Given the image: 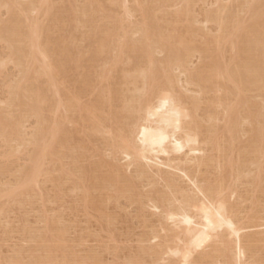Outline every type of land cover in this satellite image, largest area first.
<instances>
[{
	"label": "rangeland",
	"instance_id": "obj_1",
	"mask_svg": "<svg viewBox=\"0 0 264 264\" xmlns=\"http://www.w3.org/2000/svg\"><path fill=\"white\" fill-rule=\"evenodd\" d=\"M8 1L7 0H3V1L1 0V3H0V7H1L0 8V27H2V29H3L4 28L3 26H6V22H9L7 20H10L9 17H11V16H19L20 15L19 16V20H21L22 22L20 21V23H23V24H20L19 28H21V27L25 28L26 25H28V28H29L30 23H31V25H32V23L33 24L37 23L36 22V20H37L39 22V24L37 23L38 24V28H40L42 26L44 29L46 28L47 31H48V38H46V40H44L45 37H47V35H44V31H45V33L47 31H46V29L44 30L42 28L43 29V31H42L43 33H41V28H40V34H41V36H44V37H42V38H44L43 41H45L44 44L46 45V47L48 46L47 47V51L50 48L54 52H56L54 54V52L49 49L50 51L47 52L49 54H47L48 57L45 59L46 60L45 62H46V64L48 62L50 63V60L52 58L53 60H51V63H50L52 65V64H54V58L56 57L54 66L57 67L59 65V69L56 68L55 71L57 69L59 71H57V73H55V76L52 73L51 77L53 75L54 78L52 77L50 79L49 76L45 75L43 72L42 73L40 72L41 71V65L40 64H42L43 62L41 63V61H39L38 63H40V64H36V67L34 66L35 69H33L34 68L33 65H35L36 62L35 63L34 62L31 63L30 60L28 61V58L26 60V58H23L21 56L22 58L20 60L21 61L22 60L26 61V62L24 61V64L26 63V65H27L28 64L27 62H30L29 66L28 65L27 66L29 67V71L33 72L32 75L33 76L34 75L37 76L34 79V77H32L31 73L28 71V67L26 65L22 66V64H23L22 62H21L22 64L18 63V61H19L18 58H20L19 57L20 55L18 56L17 53L14 50V48H15L14 45L15 44H18L17 49H20V46H22L23 44H24L23 45L24 47H27V46H25L26 42L24 41V43H23V40H22L21 41L22 45H21V42L19 40L15 41L17 43H15L14 40H12L14 45L11 46L8 43V41H6V39L3 38L4 37V33L1 32L2 30L0 29L1 30L0 31L1 32L0 33V40H1L0 41V62H1L0 63V114H1L0 115V264H93L94 262H95V264L96 263L97 264H172V263L179 264L178 260L176 258H173L174 260L172 258H169L171 260L167 261L168 258H166L165 256L163 257V253L162 252H163V250L165 248L166 243H168V244H170V242L172 243V238H170L171 241L168 239L169 237L172 236V234H169V233L170 232L173 233L175 231V229L173 228V226H170L171 224L169 222H168V226H167V221L163 220L164 219L163 218L164 215L162 214V212L165 211V209H167V206L168 207H172L171 209L177 208L178 206L182 205V203L184 201V198L186 196H191V195L195 194L194 187H192V184L190 182H188L189 179L196 180L198 185L202 184L201 186H207V185L213 186L212 183L217 184L221 180L222 177H225V179L222 180V181H224V180L225 181L224 182L220 181L219 183L221 184L220 187L222 186L221 188L222 189L224 188V190H222V192L224 194L226 192L228 193L226 195L223 194V196L225 197L226 200H228L227 202H229L228 204L230 206V209L232 210L231 211V215L233 217L235 216V220L237 221V223H239L238 225L240 227H243L244 230H245V231L242 232L244 245L248 246V247H250V245H251V252H249L251 254H249V253L246 254V257H245L243 263L244 264H264V241H263L264 240V236L263 235L262 236H258L259 232L264 230L263 228L258 227V225L263 224L262 221H263V216H264V210H263L264 209V192H263V190H264V175H263L264 172H262L263 174L260 173L261 171L259 172L261 174L259 179H261V180H258V178H257L259 176L258 172H257L258 176L256 175L257 167L258 166L260 167V165H262L264 163V162L263 163L261 162L262 159L264 160V156H263L264 154H262L263 158L261 157V155H258L259 157L256 155L257 158H261V159H257L255 154L252 153V150H251V147H250L252 142L254 141L253 138L256 139L254 137V134H253V128L256 129V127L258 126V122L255 120V118L254 119H253V117L250 118V116L253 114V113H251V111L253 110L252 112H254V110H255L254 107L258 103H259L258 105H261L262 99H263V98H261L262 96L261 97L258 96L259 94L257 92H255V91L253 92L252 90L246 91V92H244V94H242L241 103H239L241 106L240 105L235 106V107L239 108L238 111H237V108H235L236 109L235 113L236 112H237L236 114L239 113L238 114L239 116L237 115L238 117L236 118V122H239L237 124L238 127H236V125H235V128H233V129L236 130V131L232 130V132H231V135L233 133V135L231 136L232 139L229 138L228 142H226V140L228 138L227 135H229V137H230V134L226 135V132H228V131H226V130L224 131V128H223V130L221 129L223 126L226 127V125H224V124L227 123V121L225 122L224 118L227 116L226 115L227 114L226 113L227 112L226 109H228L230 107V106L227 107V105L229 103H230V105L235 103V96L233 95L234 93L232 92V90H230V89H233V85H232V83L230 81H229L230 82L229 83L228 80L226 79L225 73H227V72L224 73V71H227V70L231 71L236 63L237 64L240 63V60H238V56L235 54L236 51L232 47H234V44H236L235 41H237L236 39H237V37L239 35V32L241 31L240 34H243L246 30H249L252 27V24H254V21L252 20V18L250 16V14H251L250 6L251 5H248V4L249 3L251 4L252 2L255 3V0H253V1H251V0H241V1L240 0H224V4H223L222 0H193V1L190 0L189 3H188V6H187V7L190 6L188 9L186 8V6H184L186 4L185 3L186 1L184 2V0H181V3H180V0H169V1L168 0H165V1L164 0H157V1H155V0H148V1H146V0H127L126 1V0H124L123 8H122L121 5L120 6L118 5V7L117 6H113L111 4V0H104V1L103 0L102 1H100V0H95V1L94 0H48L50 2H47V0H45L47 2V5H45L46 2L44 0H42L44 5L42 4L41 0H38L40 3L38 1H36V0H34L36 3L33 2V0L32 1L31 0H16V1L15 0H11L12 2L9 1V3H7ZM92 1H94V2H92ZM159 1H161L162 5H160V3H158ZM162 1H163V3H162ZM133 2H134V4H133ZM37 3H38V5H37ZM92 3H94V5H96V6L100 3V5H98L99 8L97 7L98 9H95V10L93 9L92 10L91 7L96 8V6L94 7V6L91 5ZM139 3L141 5H139ZM236 3H238V4L236 5ZM254 3H252V5ZM6 4L9 5L8 8L6 7ZM21 4H23V5H21ZM230 5H231V7H230ZM10 6H12V7H10ZM84 6H85L86 9L84 8ZM160 6H161V8H160ZM172 6H174V7H172ZM40 7H42V8L40 9ZM148 7H149V9H147ZM224 7L225 8L227 7L226 8L227 10L225 9V11H223ZM247 7L249 8V10L246 13ZM46 8H49V9H46ZM61 8H62V10H61ZM88 8H90L89 10H92V12L91 11L88 12L89 11ZM120 8L123 9L125 13ZM139 8H142V9L140 10ZM153 8H155V9H153ZM126 9H127V11H126ZM133 9H134V11H133ZM184 9H185V11H184ZM242 9L244 10V12H243ZM85 10H88L86 13H91V14L90 15L89 14L85 15L84 14ZM142 10H145L144 13L149 10L148 12L151 13V14L148 13V17L150 18L149 15L152 16L149 19L150 21H152V23L150 21H148V19L145 18V14L141 13ZM177 10H178V13L180 14L179 16H177V14H178ZM179 10H180V12H179ZM182 10H183V12H182ZM231 10H232V12H231ZM9 11H11V12H9ZM67 11H68V13H67ZM228 11L231 12V13L228 14ZM12 12H15V14L12 13ZM49 13L50 14L53 13V14L49 15ZM184 13L185 14L188 13V14L185 15ZM194 13H195V15H194ZM223 13H224V15H223ZM225 13H227L228 19L230 18L229 20L228 19L226 20L227 33L229 32L230 34H235L234 35L235 37L230 35L229 36L230 39L228 38V36L226 38H224V39H221L222 37L220 35H222V31L220 30L219 22L217 21V20L221 19V17H224L226 15ZM232 13H234V14H232ZM35 14H37V15H35ZM64 14H67L68 16L64 15ZM142 14L144 16H142ZM82 15H83V17H81ZM97 15H98L99 18L96 17ZM232 15H233V17H232ZM238 15H239L240 18L238 17ZM100 16H101V19H100ZM185 16H186V18H185ZM209 16H210V18H209ZM34 17H38V18H35L36 19L35 20ZM57 17H59V18H57ZM193 17L196 18V19H194ZM234 17H235V19H234ZM243 17L245 18L244 22L246 23V21H247L248 23H250L249 25H248V23H246V24L242 23L243 19H244ZM11 18H13V17H11ZM152 18H154V19H152ZM164 18L165 19L168 18V19L165 21ZM207 18L209 20L211 19L210 22H209V20ZM232 18H233V20H232ZM247 18H249L250 20L247 19ZM32 19H33V21H32ZM65 19H67L68 21L65 20ZM88 19H89V21H88ZM240 19H242V20H240ZM28 20L29 21L31 20L32 22L29 23ZM239 20L241 22H239V24H238ZM55 21H57L58 23L55 22ZM228 21H229V23H228ZM1 22H2V24H1ZM87 22H90V23L87 24ZM50 23L53 25V27H52V25ZM59 23H60V25H59ZM184 23H185V25H184ZM3 24H5V25H3ZM45 24H46V26H45ZM138 24H140L141 26L138 25ZM142 24H145L147 26L146 29H148V30L151 28L150 26H152V29H153V27H154V29L156 27L157 33H156V30H155V33L159 34V36H161V40H166L164 42L165 44L164 43L162 44V41L161 42L157 41L155 43H150L149 42V48L151 49V52H152L151 56H152L153 60H155V62H157L156 63L157 64L156 68L154 70V71H156V73H155L156 75L154 76V79L155 78H157V80L159 79L158 81L155 80L156 84H157V82H161V81L162 82L158 83V84H162V83H164V81H166L165 80V74H167L169 79H173L174 80V81L171 80V82H170L171 85L166 82L165 84H167L168 86L165 85L164 87L165 88L167 87V89L169 87V90L173 93V95L174 96L177 95L176 98L178 100H180L179 102H180V104L183 107L186 105L184 108L190 113L191 118L193 119V120L191 119L192 121L189 120L190 122L188 121V127L190 128L191 125H192V127L195 126L194 130H197V131H194L193 128L191 127L192 131H194L196 133L199 132L198 133V135H199L198 137H200L199 145L201 144L200 147L203 149L202 150L203 151V154H202L203 157L202 158L205 157V159L203 160L205 162V164L203 163L204 165H201L199 168H197L196 166H194V161L192 163L191 155H190V157L187 156V158L183 154H174V153H171V155L167 156V157L166 156H161V159H162L161 161L166 166V168L165 167L164 168L161 167L160 170L163 173V175H162V173H160L159 175H162L163 177H165V175H166L167 176L166 180H168V182H170V183H168L166 181L168 184H166V182L164 180L165 178L159 176L160 178H162V180H161L158 176L157 177L154 176L153 173H149V171L146 174L145 173L141 174L138 171V169L136 168L137 165L135 166L134 164H132V165L128 166L127 165L128 162H127L126 159H124L125 157L123 156V154H121V151L117 150L118 146L120 144V141H121L120 140V136L124 134V132L122 134V129L124 131L125 128H126V127L123 128V126H128L127 123H129V122H127V120H128L127 117H125L126 114H127V110L130 107H133V108L136 107V104H137L136 98H137V96H139V93L141 92V89H142V86H143L142 80L138 77V73L137 72H139L141 70H144V68L147 67L146 66L147 64L145 65V63H146L145 62L146 61L145 60V55H144L145 47L143 46L144 47L142 49L143 51H139L138 50L139 47L137 46V43H136L137 40L140 37V34L138 33V30H140L142 28V26H143ZM229 24H231V26ZM82 25H83V27H82ZM89 25H90V27H89ZM145 25H144L143 28H145ZM148 25H149V27H148ZM158 25H160V26H158ZM186 25H187V27H186L187 30L184 27ZM235 25H237V30L239 28V32L238 31L235 32L236 31L235 30L236 29ZM242 25H245V26H242ZM63 26H64V29H63ZM131 26H132L133 29L131 28ZM115 27H116V29H115ZM118 27H120V28L122 27L121 29H125L123 33H125V36L128 35L129 38L124 37V39H122L124 35H123V33L121 35V32L119 34L120 30H119ZM242 27L245 28V30H243V32H242V29H243ZM26 28L24 30H21L22 32L19 30L21 32V34H23V31H26V32L28 31ZM58 28H59V30H58ZM78 29H80V30H78ZM112 29L114 31L116 30L115 31L116 33L113 32ZM126 29H127V31H126ZM152 29H150L151 32H153ZM215 29H217V30H215ZM61 30H63V31L61 32ZM92 30H94V31H92ZM111 30H112V32L114 34H112ZM233 30H235V31L231 32ZM83 31H85L84 32V36L85 37L83 36ZM90 31H92L93 35H91ZM166 31H167V33H166ZM170 31H172V33ZM26 32H24V34ZM126 32H127V34H126ZM196 32H197V34H194ZM162 33H163V35H162ZM80 34H81V36H79ZM110 34L112 36H114V35L120 36L121 35L122 38L121 37L118 38L116 36L112 37ZM169 34H170V36H169ZM174 34H175V36H174ZM1 35H2V37H1ZM109 35H110L109 38H111V40L109 39L110 42H109V40H107L108 38H106ZM65 36L68 39H66ZM87 36H89V37H87ZM137 36H138V38H137ZM75 37H76V39H75ZM171 37H172L173 41L171 40ZM219 37H221V38L219 39ZM232 37H233V39H232ZM88 38L89 39L91 38L90 41H89ZM93 39L95 41L92 42ZM100 39L101 40L103 39L105 41V45H104L103 51L101 53H99L98 55H96V53L94 51H96V48L98 47V44H99L98 42L100 41ZM128 39H132V40H128ZM180 39H182L186 43L183 42L182 40H181L182 41L181 42ZM217 39H219V40H217ZM55 40H57V42ZM122 40H124V41H122ZM174 40H176V41H174ZM222 40L224 41L223 43H222ZM71 41H73V42H71ZM107 41H108V43H107ZM112 41H113V43H112ZM120 41L125 42V44L127 43V45H125L123 47H127L128 46L129 48L125 49V48H122V46L120 47V45L118 46V48H121V49L114 48L113 47L114 45H116L115 47H117L118 44H121V45L123 44ZM127 41L128 42L132 41V42L130 44H128ZM133 41L136 44L133 43ZM169 41H170V44H172V45L167 43ZM179 41L181 43H177ZM207 41L209 43H207ZM213 41H214V43H213ZM41 42H42V40H41ZM47 42H49V43L47 44ZM6 43H8V46H7ZM57 43H58V45H57ZM132 43L135 44V47L136 46L138 47V48H135L133 46L135 49H137L141 53V55H140L139 52L138 53L135 52L136 50L135 51L134 50L131 51L133 47H131L130 45ZM160 43H161V45L158 46ZM166 43H167V46H166ZM173 43H174V45H173ZM218 43H220V44L222 43L223 45L225 43H227V45L225 44V46L221 45V47H219ZM232 43H234V44H232ZM64 44H66V45H64ZM69 44H71V45H69ZM95 44H96V46H94ZM156 44L158 46V47H156L157 49H155ZM178 44H180V45H178ZM216 44H217V46H216ZM82 45H83V47H82ZM90 45H91V47H93L92 49H91ZM163 45H165L164 48H166V49L167 48H172L174 46L172 48L173 50H176L178 52L180 50H182L184 52V54H185L183 58H184V61H185L186 64L184 63V66L182 68H179V69H177L176 66H171V68H169V69L165 68L166 71L165 70H161V69H163L165 67V65L163 64V61L166 58V57L162 56L165 53V52L161 51V49H163L162 48ZM63 46H65L66 48L63 47ZM175 46H179V47L176 48ZM108 47H110V49L112 51H110ZM112 47H113L114 50L112 49ZM187 48L190 50L188 56H186V53H185V49H187ZM218 48H221L222 50L218 49ZM66 49L68 50V52L66 51ZM107 49L111 53L109 51H107V53L105 54V51ZM152 49H153V51H152ZM232 49H233V51H231ZM22 50L24 51V49H22ZM126 50H129V51H126ZM201 50L203 51L202 53H201ZM217 50L218 51L221 50L222 52H224V51L225 52L222 53L220 51L221 53L220 52H218V54L215 53L214 54L215 56L211 55V54H213V52H216ZM11 51H13V52H11ZM62 51L64 53V56H62L63 55ZM113 51L115 53L117 51H119L120 53L123 54L122 55L119 52H117V54H116L117 56H115V57L113 56V60H114L116 57L118 59V57H119L118 55H121V57H119L120 58L119 62H112V58H111L112 54L115 55V53H112ZM182 51H180V53H179V54H181V56H182V53H181ZM209 51H211V53ZM50 52H52L51 55H50ZM192 52H193V54H192ZM231 52H232V54H231ZM233 52H234V54H233ZM74 53H75V55H74ZM53 54L55 55V57H54ZM72 54H73L74 57L71 56V60H70L69 58H70V55H72ZM134 54L136 55V57L134 56ZM202 54L207 55V59L211 58L210 61H212V59H213L212 65L208 66L209 63L207 61L205 62V59H206V58H204L205 55L203 56ZM216 54L219 55V57L216 56ZM220 54H222V55H220ZM10 55H12V56H10ZM14 55H16V56H14ZM109 55H111V56H109ZM164 55L166 56V54H164ZM197 55H200V56L197 57ZM208 55H209V57H208ZM233 55H234V59H232ZM50 56H51V58H50ZM58 56H60V58H58ZM103 56H105V58ZM107 56H108L109 59L107 58ZM201 56H203L204 60L201 59L202 58ZM210 56H212L213 58L210 57ZM224 56H226V57H224ZM236 56H237V61L235 59ZM15 57H17V58H15ZM214 57H217V60ZM239 57L242 58V55L241 56L239 55ZM14 58L16 59L15 61H14ZM72 58H74L73 59L74 61L72 60ZM95 58H98L96 61H98V62L101 61V62L100 63L96 62ZM99 58H101V59H99ZM121 58L124 60V62H123V60ZM128 58H129V60H128ZM131 58L134 59L132 61L133 63L136 60V62L134 63L133 67H130V66L133 65L132 62L130 64V61L132 60ZM199 58H200V60H199ZM65 59H69L68 62ZM79 59H82V60H79ZM89 59H92V61L89 60ZM117 59H115V60L117 61ZM59 60H61V61L65 60V62H62V63H64V65H66L67 67L62 65ZM102 60H103V62L105 61L104 63H106V61H107L108 64H110L112 62L111 63L112 66H110L111 64L110 65L103 64ZM139 60H140V62H139ZM161 60H163V61L161 62ZM233 60L236 61V62H233ZM137 61L139 63H141V64H139ZM201 61H202V63H201ZM218 61H220L219 64H218ZM203 62L205 64H203ZM213 62H215V63H213ZM228 62H229V64H227ZM95 63H97V64H95ZM69 64H71V67H69L70 66ZM126 64H127V66H126ZM214 64H216V65L218 64L219 65V70H216V68H215L216 65H214ZM224 64H226V65H224ZM37 65H39V67ZM101 65H104V66H101ZM48 66H50V65H47V67ZM157 66L158 67L163 66V67L158 68ZM211 66H213V67H211ZM222 66H223V68H222ZM226 66H230V67L227 68ZM23 67H27V69H25ZM100 67H103V70ZM174 67L176 69H174ZM184 67H185V69H184ZM172 68H173L174 71L172 70ZM195 68H196V70H195ZM226 68H227V70H226ZM104 69H106V70H104ZM156 69L157 70L160 69V72L157 73ZM186 69H188V70H186ZM60 70L62 71L61 73H60ZM169 70H171V71H169ZM200 70L201 71L203 70L202 73H201ZM215 70L219 74V76H220V74H222V76H221L222 81H221V78H219V80H218V81H220L219 82V85H221L220 87L223 88V87H225V85H228V87H230V89L227 86H226V88H228L230 92L226 88H224V90H222L220 88L221 89L220 90L218 85L217 86L216 85H213V86L210 85L211 87L209 85L208 86L206 85L205 87L201 86L202 88H200V86H198V82L195 83V81L198 80L197 77L200 76V75H198L197 72L200 71L199 74L201 73L202 76H205L207 73H204L205 74L204 75L203 72H208L207 75H209V74L212 75V74H215V72L213 73V71H215ZM55 71H52V72H55ZM210 71H211V73H209ZM222 71H223L224 74L222 73ZM169 72L172 75L169 74ZM181 72H183V73H181ZM185 72L186 73L189 72V73L186 74ZM20 73H22V74H20ZM40 73L44 74V75L42 77H39V75H41ZM58 73H60V75H59L60 77L57 76ZM62 73L63 74L65 73V75L63 76ZM101 73H103V77L101 76L102 75ZM162 73H164L162 75V76H164V79H162L163 78L162 76H159V74H162ZM23 74H25V75H23ZM26 74H28L29 77ZM84 75H86V77ZM24 76H26L27 79L24 78ZM98 76H100V77H98ZM191 76H192V80L194 78L196 80H194L193 82H192V80L190 81L189 79H191ZM193 76H195V77H193ZM30 77H31L32 81H31ZM65 77H66L65 81H63ZM187 77H189V78H187ZM67 78H71L70 79L71 81L69 79H67ZM46 79H47V81L49 80L48 81L49 83H54V85L46 83ZM85 79H87V80H85ZM223 79H224V81H223ZM24 80L27 81V82H25ZM101 81H103V82H101ZM18 82H19V84H18ZM67 82H69V83H67ZM70 82L71 83L73 82L72 85H71ZM174 82L176 83L175 86H174V84H175ZM45 83H46V85L47 84L50 85V87H48V85L46 86ZM81 83H83V84H81ZM222 83L223 84L225 83V84L223 85ZM17 84L19 86L21 85L18 88H21L24 91H19L18 88H17L18 90L16 89V91H14L15 88L17 87L16 86ZM41 84H43V85H41ZM68 84H70V85H68ZM36 85H38V86L36 87ZM63 85H66V86H63ZM172 85H173V87H175V89H173ZM39 86L40 87L43 86V88H40ZM115 86H117V87H115ZM215 86H216V88H215ZM51 87H53V88H51ZM208 87H210L211 89L208 88ZM177 88H180V90L177 89ZM204 88L205 89L208 88L209 90L208 89L205 90ZM8 89H10V90H8ZM44 89L45 90L47 89V90L44 91ZM66 89L69 90V91H67ZM32 90L34 92H39L40 96H41V99H42L39 102V104H38V106H39L38 107L39 115H40V118H41L39 120V122H38V118L34 114L32 115V110L30 108V107H32V102L30 101L29 97L31 96V94L33 92ZM185 90H186V92H185ZM9 91H11V92H9ZM79 91H81V92H79ZM188 91H189V94H188ZM203 91H204V94H203ZM15 92H18V93H15ZM19 92H21V94ZM29 92H30V95H29ZM65 92H66V94H65ZM110 92H111V94H108ZM116 92H117V94H116ZM23 93H25L26 96L23 97L22 96V95H24ZM56 93L57 94L59 93L60 95L59 94L57 95ZM112 93H114V95H112ZM15 94H16V96H15ZM17 94H19V95H17ZM205 94H207V95H205ZM72 96L73 97L76 96V97L72 98ZM119 96H120V98H119ZM21 97L23 98V102H24V99L26 100L25 102H27V103L24 102V106H23V102H21V100H20ZM66 97L68 98V99H66L68 101H66L64 99ZM228 97H230V98H228ZM112 98H113V100L115 102L111 100ZM225 98H227L226 100H228V102H226V100L222 101V99H225ZM97 99H98V101H97ZM45 100L48 103H46ZM57 100H58V102H57ZM69 100H72V102L71 101L69 102ZM242 100L244 102H242ZM11 101H15L14 102L15 104H13V102L11 103ZM49 101H51L52 103L54 101L53 104L51 103V107L50 108H49V105H50ZM64 101H66L65 104H64ZM95 101H96V103H95ZM106 101H108V103ZM245 101H246V103H248V105H253L255 103L254 104L255 106L254 105L252 106L254 109L251 108V106H248V108L246 110L247 104H246V106H245V104H243V103H245ZM260 101H261V103H260ZM18 102L19 103L21 102L22 104L19 105ZM55 102L58 103V108L60 110L58 108H55L57 106V103L55 105ZM75 102L77 103V105L79 103V105H78L79 108L82 107V106L84 108L83 109H79V110L77 109V111H79V112L81 111V113H79V114L75 110V112L78 115H76L75 117H72V118L74 120H76V117H77V121H72V118L70 120V114H71V116L74 114V111H71V110H74V108H76L75 106H77V105H76ZM102 102H104V103H102ZM219 102H221L223 105L221 103H220L221 105L218 104ZM29 104H30V106H28ZM68 104L72 105V107H74V108H71V109L67 110L66 105H68ZM91 104L96 106V108L94 107L96 110L92 111L93 110L92 109L93 106ZM118 104H119V106H118ZM190 104H191L192 107L190 106ZM9 105H10V107H9ZM25 105H26V107H25ZM84 105H86L88 107V109H89V111H88L89 114H85V115L90 116V119H91V120L89 119L90 121H93V120H95L96 122L98 120L101 121V122L100 121L97 122L98 124L100 122V124L98 125V126H100L99 127V131L97 132L98 134L96 132L94 133V131L92 133V128H93V126L91 125L92 122L87 120L89 117L86 118V119L83 118L84 119V120L82 119L83 122H82V120L79 121V116L81 114L84 115L83 112H86L88 110L87 108L85 109L86 106H84ZM106 105H107V107H105ZM110 106H111V108H110ZM215 106H216V108H215ZM233 106H234V104H233ZM53 107L56 109L57 112H55ZM61 107H63V108L61 109ZM101 107H102V109H101ZM22 108L23 109L30 108L28 110H30L31 114L28 112V110H23ZM40 108H41V110H40ZM42 109H45L44 112L46 113V115H45V113H43ZM58 110H59L60 113L58 112ZM82 110H83V112H82ZM105 110L108 111V112H106ZM117 110H118V112H117ZM122 110H123V112H122ZM6 111H8V112H6ZM124 111H125V113H124ZM248 111L250 112L251 115L247 114L248 118H246L247 115H244V114H246V112H248ZM99 112H101V113H99ZM113 112L114 113L116 112L115 114H116V116H119L118 119L120 121L119 120L117 121V117L116 116L114 118L115 114ZM56 113H58V114H56ZM64 113H65V115L70 113V114H68L69 115L68 120H64V119H67L66 118L67 115H66V117H64L65 116ZM224 113H225L226 116H224ZM23 114H24V116H23ZM93 114H94V116H93L94 118L91 116ZM119 114L121 116H123L124 119H123V117L121 118ZM34 116H35V118L37 120L34 118ZM60 116L61 117L63 116L64 119H62ZM101 116L104 117V118H102ZM80 117L82 118V116H80ZM95 117H96V119H98V118L99 119L96 120ZM240 117L241 118H246V120L245 119H241ZM19 118H20L21 121L19 120ZM113 119L114 120L116 119L115 121L117 123H115V121ZM249 119H251L250 122L252 124L251 125L252 128L251 127L249 128V126H250V122L248 121ZM8 120H10L11 122L8 121ZM41 120L42 121L44 120V123H43L44 126L42 125V122L40 123ZM60 120L61 121H65V122L62 123L63 126H65V127H61V132H63L62 128H64V131H67L69 129L68 130L69 132L67 131V132H63L64 134L63 133L62 134H58V135L56 134V136H57L56 138L57 139H54V137L51 138L50 136H52V135H50V134L55 133L56 132L55 129H58V128H56L57 127L56 125H58V127L61 125V124H58L59 122H61ZM7 121L10 122L14 126L12 127L11 124L8 123ZM95 121L93 123H95ZM263 121H264V119H263ZM263 121H262V123H264ZM37 122L39 124H41L42 127H43V128L39 127L40 130L37 127V125H38ZM56 122H58V123L56 124ZM78 122L79 123L82 122V124H78ZM108 122H111V125H109ZM6 123L9 126L6 129L8 133L7 132L5 133V129H4V128H6V126H5V125H7ZM97 123H95V124H97ZM190 123H193L194 125L190 124ZM54 124H56V125H54ZM107 124L109 126H113V127H110L112 129L109 130V128L107 127ZM41 125H38V126H41ZM45 126H47V127L45 128ZM196 126H197V128H196ZM263 126H264V124H263ZM52 127H53V130H51ZM48 128L50 129L48 131V134L50 136L47 137L48 134H45L44 132L47 133ZM65 128H66V130H65ZM41 129L42 130H44V129L46 130V131L44 130L43 135L40 134V132L42 131ZM83 129H84V131H83ZM100 129L104 130V133ZM113 129H114V131L115 130L117 131V134L115 133L116 131L115 132L113 131ZM250 129H251V132H252V133L250 132V134L253 135V136H250V134H248ZM35 130H38V131H35ZM86 130H90V133L93 136L91 134H89V132L86 131ZM107 130H109L111 132V135H110V133ZM132 130H133V128H132ZM239 130H240V132H239ZM262 130H264V129H262ZM58 131L60 132L59 129H58ZM105 131H106V133L108 132L109 135H108V133L105 134ZM235 132L238 133L239 135L238 134L235 135ZM99 133H101V134H99ZM114 133H115V135H117V137L120 134L119 137H118L119 139L117 137H116V139H114L115 138ZM36 134H38V135H36ZM65 134H66V136H65ZM112 134L114 135V138L112 137ZM215 134H216V136H215ZM262 134L264 136V131H263ZM14 135H15V138H14ZM22 135L23 136L25 135L24 136L25 138ZM39 135H41L44 138L42 139L41 136L39 137ZM69 135H70V137H69ZM244 136L252 137V138H250L251 141L248 142L249 138H246ZM263 136L261 137V139L263 138ZM65 137H67V141H64V140H66ZM110 137H112L111 140H110ZM236 137H238V139H236ZM243 137H244V139H243ZM40 138H41V141L45 142V144H44V142L43 143L41 142L40 144H38L40 142ZM102 138H103V140H102ZM36 139L37 140L39 139V142ZM52 139H54V140H52ZM213 139L215 141H213ZM87 140L88 141L90 140L91 142L90 141L88 142ZM200 140H202V141H200ZM210 140H212V145H211ZM239 140H241L240 142H242V143H240ZM243 140H245V141H243ZM35 141L37 142V144H36ZM51 141H53V142L55 141V142L51 143ZM107 141H110L111 143L107 142ZM218 141H219V143H218ZM112 142H114V143H112ZM116 142H117V145H116L117 148H115L116 146L114 145ZM213 142H214V144H213ZM232 142H234L233 143L234 144L233 148L230 145ZM228 143H230V144H228ZM30 144H32V145H30ZM34 144H35V146H34ZM83 144H86V145L88 144V145L86 146V145H83ZM36 145H37V148H36ZM107 145H110L111 147L107 146ZM113 145H114L115 150H113V148H112ZM226 145H229L230 148H232L234 150L229 149V151H228L229 147H227ZM246 145H247L248 148L246 147ZM43 146H45V147H43ZM46 146H47V148H46ZM41 147H43L45 150H43V148H41ZM77 147H78V149H77ZM82 147H84L85 149L82 148ZM215 147H216V149H215ZM33 148H34V150H33ZM39 148H40V150H39ZM223 148L224 149L227 148V149L224 150ZM58 150H60V151H58ZM111 150H113V151H111ZM222 150H224V151L222 152ZM263 150H264V148H263ZM39 151H40V153H39ZM114 151H116V153H114ZM232 151L233 152L235 151L234 154L232 153ZM81 152H83V153H81ZM119 152H120V154H117ZM34 153H38L39 155L34 154ZM50 153H51V155H49ZM34 155L38 156L37 157L38 158L37 165L38 164H40V165L37 166V169H38L37 172H36L37 175H34L35 176L34 179L32 178L35 181V182L31 181L32 183L34 182V184L32 185L31 182L28 183V180L30 179L31 173L33 172V171L31 172V170H33V168H34L33 166H34L35 162L34 163L32 162ZM111 155H112V157H111ZM179 155H181V156H179ZM56 156H58V157L56 158ZM214 156H215V158H214ZM49 158H50L51 161H49ZM60 158H61V160H60ZM227 158H229V159L227 160ZM240 158H241V160H240ZM243 158H245V159H243ZM42 159H43V161H41ZM57 159H59V160L57 161ZM252 159H253V161H252ZM30 160H31V162H30ZM55 160H56V162H55ZM186 160H189V162L186 161ZM232 160H233V162H232ZM60 161H61V163H60ZM208 161H209V164H208ZM228 161H231V163H233L234 165H232L231 167L230 166L227 167L226 163ZM101 162L103 164H101ZM32 163H33V165H32ZM49 163L51 164L50 165L51 167L49 166ZM238 163H239V165H238ZM250 163L252 165L253 164L254 165L252 166ZM257 164H258V166L256 167ZM241 165H243V166H241ZM40 166H43V167H40ZM48 166H49V168H48ZM169 166H170L171 169L169 168ZM222 166H224V167L226 166L225 168L228 169L227 170L228 172L226 171V173H225V171H223V169H225V168L222 167ZM236 166H237V168L240 166L239 167L240 169L239 168L236 169ZM263 166H264V164H263ZM229 167H230L231 171H232V167H233V170H235V171L234 172L233 171L232 172L229 171ZM41 168H43V170ZM221 168H223V169H221ZM39 169L42 172H38ZM49 169L51 171H49ZM62 169H63V171H62ZM65 169H66V171H65ZM196 170H197V173H196ZM24 171H26V172H24ZM183 171H186V173H188L187 176H188L189 179H187L186 177L182 176V172ZM221 171H223V175H221L222 174ZM262 171H264V170H262ZM164 172H169V174L167 175ZM71 173H72V175H71ZM24 174H26V175H24ZM100 174H103L104 176L103 175L100 176ZM106 174H108V175H106ZM65 175H67V176H65ZM249 175H250V177H249ZM254 175H255V177H254ZM24 176H27V177H24ZM51 176H53V177H51ZM98 176H99L100 179H102V177H103L104 180L102 179V181L100 180V182H99V180L97 178ZM106 176H108L111 179H109ZM231 176H232V178L229 179V177H231ZM59 177H62V179L61 178L59 179ZM153 177H156V178H153ZM236 177H238V178H236ZM55 178H57L56 181H55ZM95 178H96L97 182H96ZM69 179H73V180H69ZM200 179H201V181H200ZM252 179L254 181H252ZM108 180H109V182H108ZM153 180H154V182H153ZM234 180H236V181H234ZM71 181H73V182H71ZM78 182H80V183H78ZM102 182H103V184H102ZM125 182H127V183H125ZM171 182H172V185H171ZM254 182H255L254 185L256 187H254V185H252ZM96 183H98V184L95 185ZM173 183L176 185L175 186L176 190H174L175 187H173ZM219 183L217 185H219ZM29 184H31V185H29ZM222 184H225L224 186H227V190H225V187H223ZM228 184H230V185L228 186ZM91 185H93V186H91ZM111 185H113V186H111ZM26 186H27V188H26ZM95 186H97V187H95ZM30 187H31V189H30ZM214 187H216V186H214ZM10 190H12V191H10ZM159 190H160V192H159ZM192 190H194V191H192ZM112 191L114 192V194H113ZM169 191H171V192H169ZM224 191H226V192H224ZM82 192H84V193H82ZM183 192H185V194ZM253 192H255V193L253 194ZM2 193H3V195H2ZM21 193H22V195H21ZM97 193H99V194H97ZM141 194H143L144 196L141 195ZM182 194H184V195H182ZM83 195H85V197ZM150 195H152V196H150ZM180 195H181V197H180ZM230 195H233V196L231 197ZM251 195H252V198L250 197ZM18 196H21V197H18ZM82 196L84 197V199H83ZM145 196L148 197V198H146ZM156 196H157V198H156ZM160 196H162V197H160ZM167 196H168V199H167ZM169 196H170V198H169ZM227 196H228V198H227ZM2 197H4V198H2ZM130 197L132 198L133 201L130 199ZM155 198H156V200L157 199L159 200V201H157L158 205L161 204V203L159 204V202H162L163 205L162 204L161 205H162V207L164 209L161 206H159L160 208L163 209V210L161 209L162 212L160 211V208H159L158 212H157V210L155 211L152 208V204L156 202ZM254 198H255V200H254ZM99 199H100V201H98ZM87 200H88V202H87ZM172 200L174 201L173 204H171ZM250 200H253L254 202L253 201L250 202ZM139 202H140V204H139ZM174 203H175V207H174ZM250 203H252L253 205L250 204ZM255 203H257V204H255ZM95 206L97 208H95ZM258 209H259V211H258ZM250 211H251V213H250ZM257 214H259V215H257ZM254 217H257V218H254ZM157 218L160 220V222H159V220ZM258 219H259V221H258ZM244 221H246V222H244ZM253 225H254V227H253ZM167 232H169L168 235H171V236H167ZM253 234L254 235L258 234V235L257 236H253ZM249 235H252V236H249ZM223 236L225 237V238L222 237L223 238L222 239L223 242L221 240H219V241H221L220 243H218L219 241H216L217 244L215 243L216 245H215L214 251L212 250L214 244H212V245L207 247L209 249L205 248L204 251H202L201 253L199 252L200 254H202V253L204 254L206 252L208 254L211 251H213L210 254H212L214 257H211L212 255H210L209 257H211L212 259H210L209 257L202 258L203 260L200 259L201 261H198L199 262L198 264H208V263L209 264H220L222 262L225 264L226 261H229V260L225 259L227 256L229 257L228 259H230V261L232 260L231 257H233V250H232L233 249V245H232V243L229 242V238L227 237L226 234H223ZM161 238H162V240L164 239L163 242H161L162 241ZM166 238H167V240H166ZM255 239H256V242H255ZM42 240H44V241H42ZM152 240H154V241H152ZM247 240H249V241H247ZM165 241H167V242L164 244ZM245 241L249 242V244L247 242H245ZM41 243H43V244H41ZM160 243H162L163 245L160 244ZM229 243L231 244L232 247L229 246ZM255 243H257V244H255ZM155 244H158V245H155ZM159 244L162 245V246H160ZM221 244H223L222 247L220 246ZM151 245L154 246V247L157 246V248L156 247L155 248L154 247L151 248ZM225 245L226 246L228 245V248H230V249H227V247H225ZM259 245H261V246H259ZM145 247H148V249L151 248L152 251L156 252L157 255H154L155 256L154 257L152 254H155V253H152L151 250H150L151 252L150 251L147 252L146 250H148V249L147 248L145 249ZM158 247L159 248L163 247V248L160 249V251L158 252V250H159ZM253 247H254L255 250L253 249ZM33 248H35L36 250L33 249ZM206 249H207V251H206ZM218 249L220 250L219 252H221L223 250H224V252L223 253H218L217 251H215V250H218ZM225 249H227V250H225ZM51 250H53V251L51 252ZM146 252H147V255H146ZM39 253L41 254V256H40ZM200 254L195 253L193 255V259H194V257H195V259L200 257ZM220 254L222 255L221 256L222 259L220 257ZM229 254L231 255V257H230ZM157 257H159V258H157ZM250 257H252L253 259H251ZM175 259H176V261H175ZM257 259H259L258 262H257ZM161 260H163V261H161ZM255 262H257V263H255Z\"/></svg>",
	"mask_w": 264,
	"mask_h": 264
},
{
	"label": "bare ground",
	"instance_id": "obj_2",
	"mask_svg": "<svg viewBox=\"0 0 264 264\" xmlns=\"http://www.w3.org/2000/svg\"><path fill=\"white\" fill-rule=\"evenodd\" d=\"M3 1V0H2ZM8 1V0H7ZM9 1H11V0H9ZM9 1L7 2V3H9ZM16 1V0H15ZM32 1V0H31ZM36 1H38V0H36ZM45 1V0H44ZM95 1V0H94ZM94 1H92V2H94ZM100 1H102V0H100ZM104 1V0H103ZM127 1V0H126ZM146 1H148V0H146ZM155 1H157V0H155ZM154 1V2H155ZM165 1V0H164ZM169 1V0H168ZM167 1V2H168ZM186 1V2H185ZM189 1L190 0H184V2L186 3L184 6H186V8L188 9L189 7H187L188 6V3H189ZM191 1H193V0H191ZM223 1V4H224V0H222ZM221 1V2H222ZM241 1V0H240ZM251 1H253V0H251ZM12 2V1H11ZM20 2V1H19ZM33 2H35L34 0H33ZM39 2V1H38ZM41 2H42V0H41ZM46 2V1H45ZM47 2H50V1H48L47 0ZM47 2L45 3V5H47ZM201 2V1H200ZM219 2V1H218ZM250 2V1H249ZM0 3H1V0H0ZM36 3V2H35ZM40 3V2H39ZM97 3V2H96ZM101 3V2H100ZM100 3L98 4V5H100ZM104 3V2H103ZM129 3V2H128ZM131 3V2H130ZM158 3H160V5H162L161 4V1H159ZM162 3H163V1H162ZM166 3V2H165ZM180 3H181V0H180ZM192 3V2H191ZM240 3V2H239ZM252 3H254V2H252ZM252 3L250 4H248V5H251L250 6V10H251V14H250V16H251V18H252V20L254 21V24H252V27L249 29V30H246L243 34H240L241 33V31L239 32V28H238V30H237V25L239 24V22H241L240 20H242V19H240L239 21H238V24L237 25H235L236 27V31L235 30H233V31H231V32H239V35H238V37H237V41H235L236 42V44H234V43H232V44H234V47H232L236 52H235V54L238 56V60H240V63H236L235 65H234V67H233V69L231 70V71H229V70H227V68L228 67H230V66H226L227 68H226V70L227 71H224V73L225 72H227V73H225V76H226V79L228 80V82L230 81L231 83H232V85H233V89H230V87H228V85H225V87H220L221 85H219V82L220 81H218L219 80V78H221V76H222V74H220V76H219V74L216 72V70H219V62L220 61H218V64L216 65V64H214V65H216V70L215 71H213V73L215 72V74H212V75H207L208 74V72H203V74L204 73H207L205 76H202V71H201V73L199 74V72H197L198 73V75H200V76H198L197 77V79L198 80H196L195 78L192 80V76H191V79H189L190 81L192 80V82L194 81V80H196L195 81V83L196 82H198V86H200V88H202L201 86H213V85H218L219 86V89L221 88L222 90H224V88H226V86L230 89V90H232V92L234 93L233 95L235 96V103H233L234 104V106H233V104H231L230 105V103L227 105V107H229L228 109H226V115H225V113H224V116H226L224 119H225V122L227 121V123H223L224 125H226V127H222L221 129L223 130V128H224V131L226 130V131H228V132H226V135L227 134H230V137H229V135H227L228 136V138H227V140H226V142H228V140H229V138H231V136L233 135V133H232V135H231V132H232V130H234L233 128H235V125H236V127H238V123L239 122H236V118L239 116L238 114H236L235 113V108H237V107H235V106H237V105H240L239 103H241V96H242V94H244V92H246V91H250V90H252L253 92L255 91V92H257L258 94V96H262L261 98H263L262 99V103H261V101H260V103H261V105H254L255 107V110H254V112H252L251 111V113H253L252 115L250 114V110L248 111V112H246V114H244V115H247V114H250L251 116H250V118L251 117H253V119L255 118V120L258 122V126L256 127L255 125V127H256V129H254L253 128V134H254V137L256 138V139H254L253 138V142H252V144H251V150H252V153L253 154H255V156L257 155H261V157H262V154H264V150H263V148H264V136H263V131L264 130H262V129H264V126H263V124L264 123H262V121H263V119H264V0H255V3L252 5ZM5 4V3H4ZM33 4V3H32ZM42 4L44 5V3L42 2ZM53 4V3H52ZM51 4V5H52ZM84 4V3H83ZM88 4V3H87ZM111 4L113 5V6H117L118 7V5L120 6H122V8H123V5H124V0H111ZM133 4H134V2H133ZM193 4V3H192ZM222 4V3H221ZM227 4V3H226ZM238 3H236V5H237ZM8 4H6V7L8 8L9 7V5L7 6ZM11 5V4H10ZM21 5H23V4H21ZM36 5V4H35ZM37 5H38V3H37ZM92 6H96V5H94V3H92L91 4ZM98 5L96 6V8H93V7H91V9L93 10H95V9H98L99 7H98ZM103 5V4H102ZM139 5H141L140 3H139ZM138 5V6H139ZM195 5V4H194ZM88 6V5H87ZM126 6V5H125ZM3 7V6H2ZM10 7H12V6H10ZM27 7V6H26ZM36 7V6H35ZM47 7V6H46ZM73 7V6H72ZM80 7V6H79ZM98 7V8H97ZM107 7V6H106ZM133 7V6H132ZM172 7H174V6H172ZM183 7V6H182ZM230 7H231V5H230ZM242 7V6H241ZM249 7V6H248ZM247 7V9H246V13L248 12V10H249V8ZM1 8V7H0ZM37 8V7H36ZM42 7H40V9H41ZM53 8V7H52ZM56 8V7H55ZM84 8H85V6H84ZM129 8V7H128ZM160 8H161V6H160ZM178 8V7H177ZM185 8V9H186ZM217 8V7H216ZM227 8V7H226ZM225 7H224V9H223V11H225V9H226ZM233 8V7H232ZM46 9H49V8H46ZM51 9V8H50ZM78 9V8H77ZM86 9V8H85ZM90 8H88V10H89ZM115 9V8H114ZM121 9V8H120ZM125 9V8H124ZM138 9V8H137ZM140 10L142 9V8H139ZM147 9H149V7L147 8ZM153 9H155V8H153ZM159 9V8H158ZM165 9V8H164ZM185 9H184V11H185ZM186 9V10H187ZM229 9V8H228ZM234 9V8H233ZM38 10V9H37ZM60 10V9H59ZM61 10H62V8H61ZM64 10V9H63ZM71 10V9H70ZM79 10V9H78ZM88 10H85V12H84V14L86 15H90L91 13H86ZM92 10H89L88 12H92ZM105 10V9H104ZM103 10V11H104ZM123 12H124V10L123 9H121ZM129 10V9H128ZM191 10V9H190ZM227 10V9H226ZM243 10V9H242ZM41 11V10H40ZM77 11V10H76ZM83 11V10H82ZM126 11H127V9H126ZM133 11H134V9H133ZM143 11V12H142ZM141 11V13H143V14H145V18L146 19H148V21H150L149 19L152 17L151 15H149L150 16V18L148 17V11L147 12H145L144 13V11L145 10H142ZM152 11V10H151ZM219 11V10H218ZM238 11V10H237ZM9 12H11V11H9ZM25 12V11H24ZM29 12V11H28ZM49 12V11H48ZM71 12V11H70ZM69 12V13H70ZM94 12V11H93ZM174 12V11H173ZM179 12H180V10H179ZM182 12H183V10H182ZM231 12H232V10H231ZM231 12H229L228 11V14L229 13H231ZM235 12V11H234ZM241 12V11H240ZM243 12H244V10H243ZM12 13H14L15 14V12H12ZM27 13V12H26ZM61 13V12H60ZM67 13H68V11H67ZM79 13V12H78ZM120 13V12H119ZM125 13V12H124ZM177 13H178V10H177ZM176 13V14H177ZM193 13V12H192ZM10 14V13H9ZM17 14V13H16ZM38 14V13H37ZM37 14H35V15H37ZM53 14V13H52ZM52 14H50L49 13V15H52ZM57 14V13H56ZM77 14V13H76ZM75 14V15H76ZM106 14V13H105ZM121 14V13H120ZM142 14V16H144ZM147 14V15H146ZM149 14H151V13H149ZM185 14V13H184ZM183 14V15H184ZM188 13H186L185 15H187ZM226 15L224 16V17H221V19H219V20H217L218 22H219V28H220V30L222 31V35H220L221 37H219V39L221 38V39H224V38H226L227 36H228V38L230 39V35H232V36H234L235 34H230L229 32L227 33V27H226V20L228 19V17H227V13H225ZM232 14H234V13H232ZM13 15V14H12ZM19 15V14H18ZM24 15V14H23ZM55 15V14H54ZM60 15V14H59ZM64 15H67V14H64ZM141 15V14H140ZM153 15V14H152ZM180 14L178 13L177 14V16H179ZM194 15H195V13H194ZM223 15H224V13H223ZM11 16V15H10ZM20 16V15H19ZM19 16H11V17H13V18H11V17H9V19L10 20H7V21H9V22H6V26H3L4 28L2 29V27H0V29L2 30H0L1 32H3L4 33V37L3 38H5L6 39V41H8V43L11 45V46H13L14 44H13V41L12 40H14V42L15 41H17V40H19L20 42L23 40V43H24V41L26 42V44H25V46H27V47H24L23 45H22V42H21V45L23 46H20V49H17V47H18V44H15L14 45V50H15V52L17 53V55L20 57V58H18L19 59V61H18V63L20 64L21 62L24 64V61L22 60H20L22 57L23 58H26V60H27V58H28V61L30 60V62L31 63H35V65H33V67L35 66L36 67V64H40V63H38L39 61H41V63L42 64H40L41 65V73L43 72L45 75H47V76H49L50 77V79L53 77L54 78V76H55V73H57V71H59L58 69H59V65L56 67V66H54V64H55V59H56V57H55V53L56 52H54L52 49H50V50H52L53 52H54V64H50L51 63V60H53L52 58H51V56H50V58H51V60H50V63L48 62L47 64H46V58L48 57V55L47 54H49V53H47V52H49L50 50L48 49V51H47V47H46V45L44 44V42L45 41H43V39L44 38H42V37H44V36H41V34H40V28H41V33H43L42 31H43V27L41 26L40 28H38V24H39V22L35 19V18H38V17H34V19L36 20V22L38 23H32V25H31V23L30 22H32L33 21V19H32V21L30 20H28L29 21V23H30V26H29V28H28V25H24L25 26V28L28 30L27 32L26 31H23V34H21V30H24L25 28H19L20 27V24H23V23H20V21L21 20H19ZM61 16V15H60ZM68 16V15H67ZM70 16V15H69ZM78 16V15H77ZM93 16V15H92ZM105 16V15H104ZM122 16V15H121ZM124 16V15H123ZM159 16V15H158ZM171 16V15H170ZM208 16V15H207ZM241 16V15H240ZM247 16V15H246ZM7 17V16H6ZM31 17V16H30ZM80 17V16H79ZM81 17H83V15L81 16ZM85 17V16H84ZM96 17H98V15L96 16ZM140 17V16H139ZM148 17V18H147ZM154 17V16H153ZM182 17V16H181ZM230 17V16H229ZM232 17H233V15H232ZM238 17H239V15H238ZM237 17V18H238ZM23 18V17H22ZM41 18V17H40ZM49 18V17H48ZM57 18H59V17H57ZM71 18V17H70ZM95 18V17H94ZM99 18V17H98ZM106 18V17H105ZM144 18V17H143ZM144 18V19H145ZM173 18V17H172ZM185 18H186V16H185ZM194 18V17H193ZM209 18H210V16H209ZM212 18V17H211ZM240 18V17H239ZM242 18V17H241ZM244 18V17H243ZM8 19V18H7ZM30 19V18H29ZM54 19V18H53ZM68 19V18H67ZM67 19H65V20H67ZM93 19V18H92ZM91 19V20H92ZM100 19H101V16H100ZM128 19V18H127ZM152 19H154V18H152ZM162 19V18H161ZM165 19V18H164ZM168 19V18H167ZM167 19H165V21L167 20ZM194 19H196V18H194ZM208 19V18H207ZM215 19V18H214ZM217 19V18H216ZM230 19V18H229ZM228 19V20H229ZM234 19H235V17H234ZM247 19H249V18H247ZM26 20V19H25ZM34 20V21H35ZM46 20V19H45ZM140 20V19H139ZM163 20V19H162ZM178 20V19H177ZM209 20V19H208ZM211 20V19H210ZM210 20H209V22H210ZM232 20H233V18H232ZM244 20H245V18L243 19V22L242 23H244V24H246V23H248L247 21H246V23L244 22ZM250 20V19H249ZM43 21V20H42ZM68 21V20H67ZM88 21H89V19H88ZM94 21V20H93ZM96 21V20H95ZM109 21V20H108ZM120 21V20H119ZM147 21V20H146ZM147 21V22H148ZM172 21V20H171ZM3 22V21H2ZM2 22H1V24H2ZM22 22V21H21ZM26 22V21H25ZM24 22V23H25ZM55 22H57V21H55ZM70 22V21H69ZM139 22V21H138ZM142 22V21H141ZM151 23H152V21H150ZM156 22V21H155ZM170 22V21H169ZM187 22V21H186ZM231 22V21H230ZM4 23V22H3ZM58 23V22H57ZM74 23V22H73ZM88 23H90V22H87V24ZM93 23V22H92ZM91 23V24H92ZM131 23V22H130ZM133 23V22H132ZM149 23V22H148ZM147 23V24H148ZM159 23V22H158ZM166 23V22H165ZM176 23V22H175ZM191 23V22H190ZM228 23H229V21H228ZM28 24V23H27ZM51 24V23H50ZM83 24V23H82ZM104 24V23H103ZM141 24V23H140ZM140 24H138V25H140ZM146 24V23H145ZM145 24H142L143 26H142V28L140 29V30H138V33L140 34V37H139V39L137 40V46L139 47H135V42L133 41V43H135V44H131L130 46L131 47H135V48H138V50L139 51H143L142 49L145 47V49H144V55H145V65L147 66L146 68H144V70H141V71H139V72H137L138 73V77L142 80V84H143V86H142V89H141V92L139 93V96H137V98H136V102H137V104H136V107L135 108H133V107H130L128 110H127V114H126V116L125 117H127V122H129V123H127L128 124V126H123V128L124 127H126L125 128V130L123 131V129H122V134H123V132H124V134L123 135H121L120 136V144H119V146H118V149L117 150H119V151H121V154H123V156L125 157L124 159H126L127 160V165L128 166H130V165H132V164H134L135 166H136V168L138 169V171L141 173V174H143V173H148V171H149V173H153V175L154 176H161V177H163L162 175H163V173L161 172V170H160V168L161 167H165L166 168V166L162 163V159H161V156H170L171 155V153H174V154H183L186 158H187V156H189L190 157V155H191V157H192V163H193V161H194V166H196L197 168H199L201 165H204L205 164V162L203 161L204 159H205V157L204 158H202L203 157V149L200 147L201 146V144L199 145V139H200V137H198L199 135H198V133L199 132H194V131H197V130H194V127H192V125H191V127L193 128V130L194 131H192V129H191V127L189 128L188 127V121L189 120H191L192 118H191V115H190V113L180 104V100H178L177 98H176V96H174L173 95V93L169 90V87H168V89H167V87L165 88L164 86L165 85H167V84H165L166 82L168 83V84H170L171 85V80L172 81H174L173 79H169L168 78V76H167V74H165V80L166 81H164V83H162V84H158V83H161V82H157V84H156V81L155 80H157V78H155L154 79V76L156 75L155 73H156V71H154L155 70V68H156V63L157 62H155V60H153V58H152V52H151V49L149 48V42L150 43H155V42H161L162 41V44L166 41V40H161V36H159V34H156L157 33V30H156V27H155V29H154V27H153V29H152V26H150L151 28L150 29H152V31L153 32H151L150 31V29L148 30V29H146L147 28V26L145 25ZM172 24V23H171ZM212 24V23H211ZM214 24V23H213ZM236 24V23H235ZM250 23H248V25H249ZM3 25H5V24H3ZM52 25V24H51ZM59 25H60V23H59ZM68 25V24H67ZM73 25V24H72ZM144 25H145V28H143L144 27ZM184 25H185V23H184ZM230 26H231V24H229ZM228 25V26H229ZM234 25V24H233ZM232 25V26H233ZM2 26V25H1ZM45 26H46V24H45ZM58 26V25H57ZM66 26V25H65ZM92 26V25H91ZM141 26V25H140ZM158 26H160V25H158ZM190 26V25H189ZM242 26H245V25H242ZM52 27H53V25H52ZM82 27H83V25H82ZM89 27H90V25H89ZM100 27V26H99ZM112 27V26H111ZM148 27H149V25H148ZM185 28L187 27V25L186 26H184ZM234 27V26H233ZM247 27V26H246ZM43 28V29H42ZM48 28V27H47ZM87 28V27H86ZM95 28V27H94ZM102 28V27H101ZM104 28V27H103ZM108 28V27H107ZM119 28V34H120V32H121V35H122V33L124 32V30L125 29H121L120 27H118ZM117 28V29H118ZM131 28H132V26H131ZM163 28V27H162ZM170 28V27H169ZM183 28V27H182ZM229 28V27H228ZM232 28V27H231ZM243 28V27H242ZM248 28V27H247ZM46 29V28H45ZM44 29V30H45ZM63 29H64V26H63ZM111 29V28H110ZM114 29V28H113ZM112 29V30H113ZM115 29H116V27H115ZM133 29V28H132ZM168 29V28H167ZM184 29V28H183ZM233 29V28H232ZM21 32H20V31ZM52 30V29H51ZM56 30V29H55ZM58 30H59V28H58ZM78 30H80V29H78ZM89 30V29H88ZM91 30V29H90ZM109 30V29H108ZM112 30H111V32H112ZM137 30V29H136ZM155 30H156V33H155ZM176 30V29H175ZM186 30H187V28H186ZM215 30H217V29H215ZM243 30H245V28H243L242 29V32H243ZM46 31H47V29H46ZM57 31V30H56ZM63 30H61V32H62ZM92 31H94V30H92ZM92 31H90V33H91V35H93V33H92ZM96 31V30H95ZM104 31V30H103ZM116 31V30H115ZM114 30H113V32H115ZM126 31H127V29H126ZM161 31V30H160ZM169 31V30H168ZM0 32V33H1ZM24 32H26L25 34H24ZM84 32L85 31H83V36H84ZM112 32V34H114ZM134 32V31H133ZM159 32V31H158ZM171 33H172V31H170ZM47 33V34H46ZM45 33V31H44V35H47V37H45V39L44 40H46V38H48V31ZM88 33V32H87ZM99 33V32H98ZM116 33V32H115ZM118 33V32H117ZM160 33V32H159ZM166 33H167V31H166ZM182 33V32H181ZM82 34V33H81ZM81 34L79 35V36H81ZM89 34V33H88ZM95 34V33H94ZM126 34H127V32H126ZM183 34V33H182ZM194 34H197V32L196 33H194ZM237 34V33H236ZM43 35V34H42ZM50 35V34H49ZM90 35V34H89ZM90 35V36H91ZM96 35V34H95ZM94 35V36H95ZM111 35V34H110ZM110 35L108 36V37H106V38H108L107 40H111V38H109L110 37ZM121 35L120 36H116V35H114V36H116V37H121ZM123 38L122 39H124V37H127V38H129L128 37V35H126L125 36V33H123ZM134 35V34H133ZM162 35H163V33H162ZM179 35V34H178ZM205 35V34H204ZM225 35V36H224ZM41 36V37H40ZM53 36V35H52ZM59 36V35H58ZM57 36V37H58ZM62 36V35H61ZM70 36V35H69ZM112 36V35H111ZM114 36H112V37H114ZM131 36V35H130ZM169 36H170V34H169ZM174 36H175V34H174ZM177 36V35H176ZM209 36V35H208ZM1 37H2V35H1ZM66 37V36H65ZM64 37V38H65ZM85 37V36H84ZM87 37H89V36H87ZM105 37V36H104ZM103 37V38H104ZM115 37V38H116ZM173 37V36H172ZM172 37H171V40L173 41V39H172ZM216 37V36H215ZM235 37V36H234ZM41 38V39H40ZM50 38V37H49ZM60 38V37H59ZM71 38V37H70ZM69 38V39H70ZM73 38V37H72ZM95 38V37H94ZM99 38V37H98ZM126 38V39H127ZM133 38V37H132ZM136 38V37H135ZM137 38H138V36H137ZM176 38V37H175ZM66 39H68L67 37H66ZM75 39H76V37H75ZM89 39V38H88ZM91 39V38H90ZM90 39H89V41H90ZM105 39V38H104ZM219 39H217V40H219ZM232 39H233V37H232ZM41 40H42V42H41ZM65 40V39H64ZM72 40V39H71ZM85 40V39H84ZM83 40V41H84ZM87 40V39H86ZM110 40H109V42H110ZM114 40V39H113ZM128 40H132V39H128ZM182 39H180V41H181ZM202 40V39H201ZM200 40V41H201ZM206 40V39H205ZM216 40V41H217ZM1 41V40H0ZM52 41V40H51ZM56 42H57V40H55ZM93 41H95L94 39L92 40V42ZM122 41H124V40H122ZM122 41H120V42H122ZM136 41V40H135ZM171 41V42H172ZM174 41H176V40H174ZM177 42V43H181V42ZM53 42V41H52ZM71 42H73V41H71ZM98 42V41H97ZM119 42V43H120ZM128 42V41H127ZM132 41H130V42H128V44H130ZM183 42H185V41H183ZM224 41L222 40V43H223ZM227 42V41H226ZM8 43H6L7 44V46H8ZM15 43H17V42H15ZM49 42H47V44H48ZM55 43V42H54ZM59 43V42H58ZM58 43H57V45H58ZM99 44H98V47L96 48V51H94L95 53H96V55H98L99 53H101L102 51H103V48H104V45H105V41L102 39H100V41L98 42ZM107 43H108V41H107ZM112 43H113V41H112ZM123 44L121 45V44H118L117 45V47H115L116 45H114L113 47L114 48H116V49H121V48H118V46L120 45V47L122 46V48H125V49H127V48H129L128 46L127 47H123V46H125V45H127V43L125 44V42H122ZM168 44H170V41L169 42H167ZM167 43H166V46H167ZM186 43V42H185ZM207 43H209L208 41H207ZM213 43H214V41H213ZM220 44V43H218V46L219 47H221V45H223V44ZM5 44V43H4ZM61 44V43H60ZM68 44V43H67ZM91 44V43H90ZM117 44V43H116ZM165 44V43H164ZM176 44V43H175ZM195 44V43H194ZM220 44V45H219ZM226 45H227V43H225ZM225 44L223 45V46H225ZM63 45V44H62ZM64 45H66V44H64ZM69 45H71V44H69ZM161 45V43L158 45V46H160ZM170 45H172V44H170ZM173 45H174V43H173ZM178 45H180V44H178ZM208 45V44H207ZM10 46V47H11ZM51 46V45H50ZM56 46V45H55ZM61 46V45H60ZM94 46H96V44L94 45ZM112 46V45H111ZM144 46V47H143ZM155 46V45H154ZM157 46V44H156V46H155V49H157L156 47H158ZM164 46L165 45H163V49H161V51L162 52H165L164 54H166V56L163 54L162 56H164V57H166L165 58V60L163 61V60H161V62L163 61V64L165 65V67L163 68V69H161V70H165L166 71V69L165 68H171V66H176L177 67V69H179V68H182L183 66H184V63H185V61H184V52L182 51V50H180V51H182L181 53H182V56H181V54H179L180 53V51L178 52V51H176V50H173L172 48L174 47H172V48H164ZM204 46V45H203ZM213 46V45H212ZM215 46V45H214ZM216 46H217V44H216ZM230 46V45H229ZM22 47V48H21ZM54 47V46H53ZM63 47H65V46H63ZM62 47V48H63ZM82 47H83V45H82ZM90 47H91V45H90ZM89 47V48H90ZM113 47H112V49H113ZM133 47V48H134ZM176 48H178L179 46H175ZM190 47V46H189ZM27 48V49H26ZM52 48V47H51ZM56 48V47H55ZM66 48V47H65ZM64 48V49H65ZM88 48V49H89ZM93 47H91V49H92ZM109 48V50L110 51H112L111 49H110V47H108ZM132 48V50L131 51H135V52H139L137 49H133ZM154 48V47H153ZM160 48V47H159ZM182 48V47H181ZM195 48V47H194ZM203 48V47H202ZM22 49H24V51L22 50ZM26 49V50H25ZM57 49V48H56ZM69 49V48H68ZM124 49V50H125ZM217 49V48H216ZM218 49H221V48H218ZM233 49L231 50V51H233ZM55 50V49H54ZM61 50V49H60ZM108 49L105 51V54L107 53V51H109ZM114 50V49H113ZM204 50V49H203ZM208 50V49H207ZM210 50V49H209ZM222 50V49H221ZM220 50V51H221ZM66 51L68 52V50L66 49ZM65 51V52H66ZM88 51V50H87ZM109 51V52H110ZM116 51V50H115ZM126 51H129V50H126ZM130 51V52H131ZM152 51H153V49H152ZM220 51H216V52H213V54H211V55H214L215 53H217L218 54V52H220ZM11 52H13V51H11ZM76 52V51H75ZM86 52V51H85ZM117 52H119V51H117ZM117 52L115 53L114 51L112 52V53H115V55L114 54H112V62H119L120 60V58L119 57H121V55H118L119 57H118V59H117V57L115 58V59H117V61L114 59L113 60V56L115 57V56H117L116 54H117ZM157 52V51H156ZM189 52H190V50L187 48V49H185V53H186V56H188V54H189ZM194 52V51H193ZM193 52H192V54H193ZM198 52V51H197ZM203 51L201 50V53H202ZM210 53H211V51H209ZM222 52V51H221ZM220 52V53H221ZM225 52V51H224ZM224 52H222V53H224ZM89 53V52H88ZM94 53V54H95ZM111 53V52H110ZM109 53V54H110ZM120 53V52H119ZM118 53V54H119ZM128 53V52H127ZM136 53V54H137ZM140 53V52H139ZM143 53V52H142ZM206 53V52H205ZM209 53V54H210ZM52 54V52H50V55ZM62 56H64V53H63V51H62ZM68 54V53H67ZM83 54V53H82ZM91 54V53H90ZM120 54H122V53H120ZM125 54V53H124ZM216 54V56H218L219 57V55H217ZM231 54H232V52H231ZM233 54H234V52H233ZM74 55H75V53H74ZM104 55V54H103ZM108 55V54H107ZM123 55V54H122ZM133 55V54H132ZM140 55H141V53H140ZM203 56L205 55V54H202ZM220 55H222V54H220ZM239 55L241 56L242 55V58H240L239 57ZM10 56H12V55H10ZM14 56H16V55H14ZM13 56V57H14ZM22 56V57H21ZM61 56V55H60ZM60 56H58V58H60ZM61 56V57H62ZM71 56H73V54L72 55H70V60H71ZM93 56V55H92ZM100 56V55H99ZM109 56H111V55H109ZM134 56L136 57V55L134 54ZM155 56V55H154ZM161 56V57H162ZM185 56V57H186ZM198 56H200V55H197V57ZM203 56H201L200 58L202 59V60H204L203 59ZM206 56V57H205ZM204 56V58H206L205 59V62L207 61L209 64H208V66H210V65H212V61H213V59H212V61H210L211 60V58L210 59H207V55H205ZM215 56V55H214ZM237 56L235 57V59H236V61H237ZM53 57V56H52ZM67 57V56H66ZM74 57V56H73ZM76 57V56H75ZM104 58H105V56H103ZM138 57V56H137ZM163 57V58H164ZM208 57H209V55H208ZM210 57H212V56H210ZM223 57V56H222ZM221 57V58H222ZM224 57H226V56H224ZM15 58H17V57H15ZM14 58V61L16 60ZM90 58V57H89ZM107 58H108V56H107ZM106 58V59H107ZM110 58V59H111ZM130 58V57H129ZM129 58H128V60H129ZM183 58V59H182ZM188 58V57H187ZM200 58H199V60H200ZM213 58V57H212ZM216 60H217V57H214ZM240 58V59H239ZM69 59H65V60H67V62H68V60ZM74 58H72V60H73ZM98 58H95V61L97 60ZM99 59H101V58H99ZM109 59V58H108ZM107 59V60H108ZM122 59V58H121ZM132 60L130 61V64H131V62L134 60L133 58H131ZM142 59V58H141ZM219 59V58H218ZM232 59H234V55L232 56ZM231 59V60H232ZM11 60V59H10ZM48 60V59H47ZM65 60H63V61H61V60H59L60 62H61V64L62 65H64V63H62V62H65ZM76 60V59H75ZM79 60H82V59H79ZM89 60H91L92 61V59H89ZM123 60V59H122ZM187 60V59H186ZM209 60V61H208ZM215 60V61H216ZM220 60V59H219ZM74 61V60H73ZM110 61V60H109ZM159 61V60H158ZM223 61V60H222ZM236 61H234L233 60V62H236ZM12 62V61H11ZM10 62V63H11ZM26 62V61H25ZM30 62H27L28 64V66H29V64H30ZM94 62V61H93ZM96 62H98V61H96ZM101 62V61H100ZM100 62H98V63H100ZM102 62H103V60H102ZM105 62V61H104ZM103 62V64H108V62L106 61V63H104ZM111 62V61H110ZM111 62V63H112ZM123 62H124V60H123ZM136 62V60L134 61V63ZM138 62V61H137ZM139 62H140V60H139ZM138 62V63H139ZM144 62V61H143ZM211 62V63H210ZM230 62V61H229ZM229 62L227 63V64H229ZM1 63V62H0ZM3 63V62H2ZM17 63V62H16ZM17 63V64H18ZM21 63V64H22ZM53 63V62H52ZM75 63V62H74ZM77 63V62H76ZM110 63V64H111ZM126 63V62H125ZM128 63V62H127ZM133 63V62H132ZM134 63H133V65L132 66H130V67H133L134 66ZM198 63V62H197ZM201 63H202V61H201ZM213 63H215V62H213ZM224 63V62H223ZM13 64V63H12ZM22 64V66H25L26 65V63L23 65ZM59 64V63H58ZM95 64H97V63H95ZM110 64H108V65H110ZM119 64V63H118ZM139 64H141V63H139ZM186 64V63H185ZM203 64H205L204 62H203ZM207 64V63H206ZM234 64V63H233ZM26 65V66H27ZM46 67H45V66ZM47 65H50V66H48L47 67ZM70 66L69 67H71V64H69ZM94 65V64H93ZM144 65V66H145ZM163 65V66H164ZM224 65H226V64H224ZM21 66V67H22ZM27 66V67H28ZM38 67H39V65H37ZM64 66H66V65H64ZM73 66V65H72ZM75 66V65H74ZM79 66V65H78ZM77 66V67H78ZM87 66V65H86ZM101 66H104V65H101ZM110 66H112V64L110 65ZM126 66H127V64H126ZM163 66H161V67H163ZM206 66V65H205ZM17 67V66H16ZM27 67H23V68H25V69H27ZM32 67V68H33ZM35 67L33 68V69H35ZM67 67V66H66ZM158 67V66H157ZM161 67H158V68H161ZM189 67V66H188ZM211 67H213V66H211ZM18 68V67H17ZM56 68H58L56 71H55V69ZM64 68V67H63ZM87 68V67H86ZM102 70H103V67H100ZM108 68V67H107ZM113 68V67H112ZM201 68V67H200ZM209 68V67H208ZM207 68V69H208ZM214 68V69H215ZM222 68H223V66H222ZM24 69V70H25ZM62 69V68H61ZM74 69V68H73ZM92 69V68H91ZM99 69V68H98ZM111 69V68H110ZM116 69V68H115ZM139 69V68H138ZM174 69H176L175 67H174ZM184 69H185V67H184ZM230 69V68H229ZM40 70V69H39ZM63 70V69H62ZM77 70V69H76ZM104 70H106V69H104ZM109 70V69H108ZM130 70V69H129ZM140 70V69H139ZM157 70V69H156ZM172 70H173V68H172ZM183 70V69H182ZM186 70H188V69H186ZM195 70H196V68H195ZM198 70V69H197ZM28 71H29V67H28ZM34 71V70H33ZM36 71V70H35ZM52 71H55V72H52ZM67 71V70H66ZM91 71V70H90ZM122 71V70H121ZM132 71V70H131ZM169 71H171V70H169ZM174 71V70H173ZM229 71V72H228ZM25 72V71H24ZM23 72V73H24ZM30 72V71H29ZM28 72V73H29ZM62 71L60 70V73H61ZM64 72V71H63ZM101 72V71H100ZM158 72H160V69H158L157 70V73ZM164 72V71H163ZM179 72V71H178ZM190 72V71H189ZM189 72H185L186 74H188ZM220 72V71H219ZM31 73V75H32V71L30 72ZM29 73V74H30ZM40 73V74H41ZM53 73V75H52V77H51V74ZM60 73H58V75L57 76H59L60 75ZM168 73V72H167ZM176 73V72H175ZM181 73H183V72H181ZM209 73H211V71L209 72ZM222 73H223V71H222ZM223 73V74H224ZM20 74H22V73H20ZM39 74V73H38ZM44 74H41V75H39V77H42ZM68 74V73H67ZM102 75V77H103V73H101ZM164 73H162V74H159V76H162ZM169 74H171L170 72H169ZM168 74V75H169ZM23 75H25V74H23ZM26 75H28V74H26ZM62 75L64 76L65 75V73L63 74L62 73ZM72 75V74H71ZM96 75V74H95ZM98 75V74H97ZM172 75V74H171ZM174 75V74H173ZM191 75V74H190ZM193 75V74H192ZM195 75V74H194ZM85 77H86V75H84ZM89 76V75H88ZM170 76V75H169ZM184 76V75H183ZM188 76V75H187ZM196 76V75H195ZM195 76H193V77H195ZM224 76V77H225ZM21 77V76H20ZM28 77H29V75H28ZM32 77H34V79H35V77H37V76H33L32 75ZM60 77V76H59ZM96 77V76H95ZM98 77H100V76H98ZM137 77V78H138ZM163 78L162 79H164V76H162ZM223 77V78H224ZM24 78H26L27 79V77L26 76H24ZM62 78V77H61ZM93 78V77H92ZM115 78V77H114ZM113 78V79H114ZM135 78V77H134ZM187 78H189V77H187ZM30 79H31V77H30ZM37 79V78H36ZM49 79V78H48ZM59 79V78H58ZM65 79H66V77L64 78V80L63 81H65ZM67 79H71V78H67ZM180 79V78H179ZM225 79V78H224ZM224 79H223V81H224ZM60 80V79H59ZM74 80V79H73ZM79 80V79H78ZM85 80H87V79H85ZM97 80V79H96ZM99 80V79H98ZM137 80V79H136ZM159 80V79H158ZM157 80V81H158ZM25 81V80H24ZM31 81H32V79H31ZM41 81V80H40ZM49 81V80H48ZM47 81V79H46V83H49ZM71 81V80H70ZM80 81V80H79ZM95 81V80H94ZM114 81V80H113ZM120 81V80H119ZM118 81V82H119ZM221 81H222V78H221ZM25 82H27V81H25ZM29 82V81H28ZM53 82V81H52ZM60 82V81H59ZM76 82V81H75ZM98 82V81H97ZM101 82H103V81H101ZM100 82V83H101ZM117 82V81H116ZM136 82V81H135ZM178 82V81H177ZM180 82V81H179ZM229 82V83H230ZM32 83V82H31ZM30 83V84H31ZM46 83H45V85H46ZM58 83V82H57ZM67 83H69V82H67ZM71 83V82H70ZM73 83V82H72ZM72 83H71V85H72ZM85 83V82H84ZM89 83V82H88ZM91 83V82H90ZM99 83V84H100ZM175 83V82H174ZM227 83V82H226ZM18 84H19V82H18ZM16 85L17 87L15 88V90L14 91H16V89L18 88V87H20L19 85ZM21 84V83H20ZM23 84V83H22ZM28 84V83H27ZM34 84V83H33ZM49 84H53L54 85V83H49ZM60 84V83H59ZM81 84H83V83H81ZM120 84V83H119ZM139 84V83H138ZM180 84V83H179ZM191 84V83H190ZM223 84V83H222ZM225 84V83H224ZM223 84V85H224ZM14 85V84H13ZM41 85H43V84H41ZM48 85V84H47ZM46 85V86H47ZM52 85V86H53ZM62 85V84H61ZM68 85H70V84H68ZM74 85V84H73ZM76 85V84H75ZM112 85V84H111ZM116 85V84H115ZM176 85V83L174 84V86ZM38 85H36V87H37ZM45 86V87H46ZM63 86H66V85H63ZM77 86V85H76ZM120 86V85H119ZM133 86V85H132ZM168 86V85H167ZM210 86V87H211ZM216 86H215V88H216ZM40 87V86H39ZM38 87V88H39ZM48 87H50V85H48ZM47 87V88H48ZM55 87V86H54ZM90 87V86H89ZM109 87V86H108ZM115 87H117V86H115ZM171 87V86H170ZM172 87H173V85H172ZM210 87H208V88H210ZM23 88V87H22ZM26 88V87H25ZM37 88V89H38ZM40 88H43V86L42 87H40ZM51 88H53V87H51ZM59 88V87H58ZM57 88V89H58ZM86 88V87H85ZM112 88V87H111ZM195 88V87H194ZM207 88V89H208ZM228 88H226V89H228ZM19 89V91H24V90H22L21 88H18ZM17 89V90H18ZM27 89V88H26ZM30 89V88H29ZM36 89V90H37ZM63 89V88H62ZM78 89V88H77ZM76 89V90H77ZM82 89V88H81ZM89 89V88H88ZM167 89V90H166ZM172 89V88H171ZM173 89H175V87H173ZM177 89H179L180 90V88H177ZM205 89V88H204ZM203 89V90H204ZM207 89H205V90H207ZM211 89V88H210ZM220 89V90H221ZM229 89H228V91H229ZM8 90H10V89H8ZM39 90V89H38ZM47 90V89H46ZM45 89H44V91H46ZM56 90V89H55ZM67 90V89H66ZM75 90V89H74ZM86 90V89H85ZM113 90V89H112ZM169 90V91H168ZM202 90V89H201ZM209 90V89H208ZM219 90V91H220ZM12 91V90H11ZM11 91H9V92H11ZM33 91V90H32ZM31 91V92H32ZM57 91V90H56ZM67 91H69V90H67ZM83 91V90H82ZM101 91V90H100ZM200 91V90H199ZM218 91V90H217ZM48 92V91H47ZM55 92V91H54ZM53 92V93H54ZM62 92V91H61ZM76 92V91H75ZM78 92V91H77ZM79 92H81V91H79ZM102 92V91H101ZM185 92H186V90H185ZM195 92V91H194ZM215 92V91H214ZM230 92V91H229ZM231 92V93H232ZM15 93H18V92H15ZM20 94H21V92H19ZM71 93V92H70ZM132 93V92H131ZM130 93V94H131ZM181 93V92H180ZM201 93V92H200ZM212 93V92H211ZM24 95H22L23 97L24 96H26L25 95V93H23ZM27 94V93H26ZM57 94V93H56ZM59 94V93H58ZM57 94V95H58ZM65 94H66V92H65ZM77 94V93H76ZM84 94V93H83ZM108 94H111V92L110 93H108ZM116 94H117V92H116ZM188 94H189V91H188ZM187 94V95H188ZM203 94H204V91H203ZM228 94V93H227ZM11 95V94H10ZM17 95H19V94H17ZM29 95H30V92H29ZM60 95V94H59ZM112 95H114V93H112ZM121 95V94H120ZM194 95V94H193ZM205 95H207V94H205ZM222 95V94H221ZM255 95V94H254ZM253 95V96H254ZM8 96V95H7ZM15 96H16V94H15ZM55 96V95H54ZM69 96V95H68ZM67 96V97H68ZM78 96V95H77ZM130 96V95H129ZM128 96V97H129ZM133 96V95H132ZM232 96V95H231ZM248 96V95H247ZM64 98L65 100L66 99H68V98ZM74 97H76V96H74ZM73 96H72V98H74ZM97 97V96H96ZM95 97V98H96ZM153 97V98H152ZM181 97V96H180ZM219 97V96H218ZM227 97V96H226ZM246 97V96H245ZM251 97V96H250ZM30 98V101L32 102V107H30L31 108V110H32V115L34 114L37 118H38V122H39V120L41 119L40 118V115H39V109H38V104H39V102L42 100L41 99V96H40V93L39 92H32V94H31V96L29 97ZM43 98V97H42ZM52 98V97H51ZM98 98V97H97ZM116 98V97H115ZM119 98H120V96H119ZM130 98V97H129ZM195 98V97H194ZM228 98H230V97H228ZM248 98V97H247ZM7 99V98H6ZM13 99V98H12ZM57 99V98H56ZM108 99V98H107ZM126 99V98H125ZM131 99V98H130ZM190 99V98H189ZM218 99V98H217ZM227 98H225V99H222V101L223 100H226ZM232 99V98H231ZM9 100V99H8ZM21 102H23V98L21 97ZM96 100V99H95ZM100 100V99H99ZM112 101H114L113 100V98L111 99ZM245 100V99H244ZM249 100V99H248ZM26 100L24 99V102H25ZM66 101H68V100H66ZM66 101H64V104L66 103ZM72 102V100H69V102ZM74 101V100H73ZM76 101V100H75ZM97 101H98V99H97ZM111 101V102H112ZM230 101V100H229ZM233 101V100H232ZM13 102V104H15L14 102L15 101H11V103ZM19 103V105L20 104H22V103ZM24 102H23V106H24ZM45 102H46V100H45ZM50 103V105H49V108L51 107V101H49ZM57 102H58V100H57ZM57 102H55V105H56V103ZM107 103H108V101H106ZM115 102V101H114ZM118 102V101H117ZM216 102V101H215ZM226 102H228V100H226ZM242 102H244L243 100H242ZM6 103V102H5ZM25 103H27V102H25ZM46 103H48V102H46ZM53 103H54V101H53ZM52 103V104H53ZM76 103V102H75ZM92 103V102H91ZM94 103V102H93ZM95 103H96V101H95ZM102 103H104V102H102ZM113 103V102H112ZM221 102H219L218 104H220ZM31 104V103H30ZM30 104L28 105V106H30ZM44 104V103H43ZM62 104V103H61ZM63 104V105H64ZM196 104V103H195ZM199 104V103H198ZM216 104V103H215ZM222 104V103H221ZM220 104V105H221ZM243 104H245V106H246V104H247V106H246V110H247V108H248V106H251V108H253L252 106L253 105H248V103H246V101H245V103H243ZM62 105V106H63ZM74 105V104H73ZM76 105H77V103H76ZM78 105H79V103H78ZM78 105L77 106H75L76 108H74V107H72V105H66V108H67V110L68 109H71V108H74V110H71V111H74V116L72 115L71 116V114L70 113H68V114H70V120H71V118L72 117H75L76 115H78L79 113H81V111L79 112V111H77V109L79 110V109H83L84 107L82 106V107H78ZM92 105V104H91ZM110 105V104H109ZM115 105V104H114ZM194 105V104H193ZM219 105V106H220ZM223 105V104H222ZM13 106V105H12ZM22 106V107H23ZM81 106V105H80ZM84 106H86V105H84ZM93 107H92V111H94V110H96L95 108H96V106H94V105H92ZM116 106V105H115ZM118 106H119V104H118ZM134 106V105H133ZM190 106H191V104H190ZM241 106V105H240ZM239 106V107H240ZM9 107H10V105H9ZM14 107V106H13ZM12 107V108H13ZM25 107H26V105H25ZM95 107V108H94ZM100 107V106H99ZM105 107H107V105L105 106ZM117 107V106H116ZM192 107V106H191ZM226 107V108H227ZM8 108V107H7ZM30 108H28V109H30ZM47 108V107H46ZM54 108V107H53ZM55 108H58V103H57V106L55 107ZM54 108V110H55V112H57L56 111V109ZM63 107H61V109H62ZM88 109V107L86 106L85 107V109ZM110 108H111V106H110ZM215 108H216V106H215ZM223 108V107H222ZM242 108V107H241ZM253 108V109H254ZM23 109V108H22ZM27 108L26 109H23V110H28ZM52 109V108H51ZM59 109V108H58ZM101 109H102V107H101ZM192 109V108H191ZM221 109V108H220ZM238 109L239 108H237V111H238ZM250 109V108H249ZM3 110V109H2ZM40 110H41V108H40ZM44 110L45 109H42V111H43V113H45L44 112ZM48 110V109H47ZM60 110V109H59ZM59 110H58V112H59ZM75 110L77 111V113L75 112ZM99 110V109H98ZM110 110V109H109ZM223 110V109H222ZM241 110V109H240ZM11 111V110H10ZM15 111V110H14ZM70 111V110H69ZM89 109L86 111V112H83V110H82V112L84 113V115L85 114H89ZM106 111V110H105ZM120 111V110H119ZM225 111V110H224ZM244 111V110H243ZM6 112H8V111H6ZM28 112L31 114V112H30V110H28ZM52 112V111H51ZM65 112V111H64ZM106 112H108V111H106ZM111 112V111H110ZM117 112H118V110H117ZM122 112H123V110H122ZM121 112V113H122ZM191 112V111H190ZM208 112V111H207ZM11 113V112H10ZM20 113V112H19ZM26 113V112H25ZM60 113V112H59ZM63 113V112H62ZM67 113V112H66ZM99 113H101V112H99ZM114 113V112H113ZM116 113V112H115ZM114 113V114H115ZM124 113H125V111H124ZM221 113V112H220ZM29 114V115H30ZM41 114V113H40ZM55 114V113H54ZM56 114H58V113H56ZM68 114H66L67 115V117H66V115H65V113H64V117H66L67 119H64V117L62 116H60L62 119H64V120H68V117H69V115ZM104 114V113H103ZM108 114V113H107ZM113 114V115H114ZM123 114V113H122ZM1 115V114H0ZM42 115V114H41ZM45 115H46V113H45ZM53 115V114H52ZM80 115V116H82V118L79 116V121H81L83 118H88L87 120L88 121H90L91 119H90V116H88V115ZM96 115V114H95ZM120 115V114H119ZM125 115V114H124ZM209 115V114H208ZM207 115V116H208ZM213 115V114H212ZM238 115V116H237ZM13 116V115H12ZM23 116H24V114H23ZM28 116V115H27ZM31 116V115H30ZM35 116H34V118H35ZM87 116V117H86ZM92 117L94 116V114L93 115H91ZM115 116H116V114L114 115V118H115ZM198 116V115H197ZM22 117V116H21ZM97 117V116H96ZM96 117H95V119H96ZM102 117V116H101ZM113 117V116H112ZM117 117V121L119 120L118 118H119V116H116ZM120 117L122 118L123 116H121L120 115ZM242 117V116H241ZM240 117V118H241ZM245 117V116H244ZM3 118V117H2ZM81 118V119H80ZM94 118V117H93ZM92 118V119H93ZM102 118H104V117H102ZM106 118V117H105ZM120 118V119H121ZM198 118V117H197ZM223 118V117H222ZM227 118V119H226ZM246 118H248V115H247V117ZM246 118H241V119H245L246 120ZM263 118V119H262ZM36 119V118H35ZM56 119V118H55ZM58 119V118H57ZM90 119V120H89ZM99 119V118H98ZM98 119H96V120H98ZM112 119V118H111ZM123 119H124V117H123ZM195 119V118H194ZM252 119V120H253ZM262 119V120H261ZM11 120V119H10ZM10 120H8V121H10ZM14 120V119H13ZM12 120V121H13ZM18 120V119H17ZM19 120H20V118H19ZM37 120V119H36ZM69 120V121H70ZM84 120V119H83ZM83 120H82V122H83ZM102 120V119H101ZM114 120V119H113ZM116 120V119H115ZM114 120V121H115ZM126 120V119H125ZM193 120V119H192ZM191 120V121H192ZM250 120L251 119H249L248 121L250 122ZM7 121V122H8ZM21 121V120H20ZM54 121V120H53ZM61 121V120H60ZM68 121V122H69ZM72 121H77V117H76V120H74L73 118H72ZM95 120H93V121H90V122H92V126H93V128H92V133H93V131H94V133L96 132H98L99 131V127L100 126H98L99 124H100V120H98V121H100L99 122V124L95 121V123H97V124H95V123H93ZM106 121V120H105ZM112 121V120H111ZM113 121V122H114ZM120 121V120H119ZM197 121V120H196ZM220 121V120H219ZM11 122V121H10ZM10 122H8V123H10ZM37 122V124L38 125H41V124H39ZM42 122V125L44 126V120L42 121H40V123ZM59 122V121H58ZM58 122H56V124L58 123ZM63 122H65V121H61V122H59L58 124H61L59 127H58V125H56V124H54V125H56L57 127L56 128H58L59 130H60V132H61V127H65V126H63ZM82 122L81 123H79L78 122V124H82ZM126 122V121H125ZM190 122V121H189ZM195 122V121H194ZM216 122V121H215ZM218 122V121H217ZM256 122V123H257ZM264 122V121H263ZM3 123V122H2ZM47 123V122H46ZM70 123V122H69ZM75 123V122H74ZM109 123V125H111V122H108ZM115 123H117L116 121H115ZM203 123V122H202ZM206 123V122H205ZM220 123V122H219ZM218 123V124H219ZM7 124V123H6ZM11 124V123H10ZM17 124V123H16ZM85 124V123H84ZM83 124V125H84ZM126 124V123H125ZM190 124H193V123H190ZM200 124V123H199ZM208 124V123H207ZM216 124V123H215ZM247 124V123H246ZM249 124V123H248ZM2 125V124H1ZM37 125V127H38V129H39V127H41V128H43L42 127V125L41 126H38ZM49 125V124H48ZM47 125V126H48ZM90 125V124H89ZM108 124H107V127L109 128V130L110 129H112V128H110V127H113V126H109ZM194 125V124H193ZM251 122H250V126H249V128L251 127ZM6 126V128H4L5 129V133L7 132V128L9 127L8 126V124L7 125H5ZM11 126L13 127L14 125H12L11 124ZM10 126V127H11ZM47 126H45V128L47 127ZM50 126V125H49ZM120 126V125H119ZM190 126V125H189ZM247 126V127H248ZM4 127V126H3ZM55 127V126H54ZM82 127V126H81ZM89 127V126H88ZM116 127V126H115ZM244 127V126H243ZM2 128V127H1ZM102 128V127H101ZM117 128V127H116ZM132 128H133V130H132ZM196 128H197V126H196ZM199 128V127H198ZM208 128V127H207ZM226 128V129H225ZM252 128V127H251ZM15 129V128H14ZM58 129H55V131L57 132H55V133H52V134H50V135H52V136H50L49 134H48V131L50 130L49 128H48V130H47V133L46 132H44V130H42L41 132H40V134H42L43 135V132L45 133V134H48L47 135V137L48 136H50L51 138H53L54 137V139H57L56 137V134L58 135V134H62L63 132H67V131H64V128H62L63 129V132H59L58 131ZM105 129V128H104ZM215 129V128H214ZM220 129V128H219ZM237 129V128H236ZM241 129V128H240ZM3 130V129H2ZM13 130V129H12ZM40 130V129H39ZM51 130H53V127H52V129ZM65 130H66V128H65ZM82 130V129H81ZM101 131H103V133H104V130H102V129H100ZM106 130V129H105ZM109 130H107L109 133H110V135H111V132L109 131ZM119 130V129H118ZM246 130V129H245ZM4 131V130H3ZM35 131H38V130H35ZM46 131V130H45ZM83 131H84V129H83ZM86 131H88L89 132V134H91L90 133V130H86ZM113 131H114V129H113ZM116 131V130H115ZM114 131V132H115ZM121 131V130H120ZM216 131V130H215ZM234 131H236V130H234ZM18 132V131H17ZM54 132V131H53ZM59 132V133H58ZM69 132V131H68ZM107 132V133H108ZM222 132V131H221ZM239 132H240V130H239ZM245 132V131H244ZM250 132H251V129H250V131H249V133L248 134H250ZM8 133V132H7ZM19 133V132H18ZM22 133V132H21ZM37 133V132H36ZM51 133V132H50ZM72 133V132H71ZM83 133V132H82ZM106 133V131H105V134H107ZM109 133H108V135H109ZM113 133V132H112ZM116 134H117V131L115 132ZM115 133H114V135H115ZM247 133V132H246ZM252 133V132H251ZM35 134V133H34ZM39 134V133H38ZM38 134H36V135H38ZM64 134V133H63ZM98 134V133H97ZM99 134H101V133H99ZM119 134V133H118ZM133 134V135H132ZM220 134V133H219ZM238 133H236L235 132V135H237ZM245 134V133H244ZM92 135V134H91ZM114 135L112 134V137L114 138ZM120 135V134H119ZM119 135H118V137H119ZM239 135V134H238ZM4 136V135H3ZM23 136V135H22ZM25 136V135H24ZM23 136V137H24ZM27 136V135H26ZM41 135H39V137H40ZM45 136V135H44ZM65 136H66V134H65ZM68 136V135H67ZM93 136V135H92ZM211 136V135H210ZM215 136H216V134H215ZM218 136V135H217ZM225 136V135H224ZM241 136V135H240ZM248 136V135H247ZM250 136H253V135H251L250 134ZM263 136V138L261 139V137ZM19 137V136H18ZM69 137H70V135H69ZM90 137V136H89ZM95 137V136H94ZM109 137V136H108ZM112 137H110V140L112 139ZM116 137H117V135H115V138L114 139H116ZM117 137V138H118ZM239 137V136H238ZM238 137H236V139H238ZM244 137H246V136H244ZM244 137H243V139H244ZM3 138V137H2ZM10 138V137H9ZM14 138H15V135H14ZM25 138V137H24ZM38 138V137H37ZM41 138L43 139L44 137H42L41 136ZM41 138H40V142H39V139L37 140L39 143L38 144H40L41 142L43 143L44 141H41ZM60 138V137H59ZM72 138V137H71ZM86 138V137H85ZM91 138V137H90ZM89 138V139H90ZM209 138V137H208ZM217 138V137H216ZM235 138V137H234ZM246 138H249V140H248V142H250L251 140H250V138H252V137H246ZM18 139V138H17ZM46 139V138H45ZM44 139V140H45ZM54 139H52V140H54ZM65 139L66 140H64V141H67V137H65ZM119 139V138H118ZM203 139V138H202ZM221 139V138H220ZM232 139V138H231ZM49 140V139H48ZM102 140H103V138H102ZM242 140V139H241ZM241 140H239V142L241 141ZM21 141V140H20ZM34 141V140H33ZM69 141V140H68ZM88 141V140H87ZM90 141V140H89ZM88 141V142H89ZM200 141H202V140H200ZM213 141H215L214 139H213ZM220 141V140H219ZM219 141H218V143H219ZM233 141V140H232ZM235 141V140H234ZM243 141H245V140H243ZM5 142V141H4ZM10 142V141H9ZM36 142V141H35ZM53 141H51V143H52ZM55 142V141H54ZM53 142V143H54ZM63 142V141H62ZM73 142V141H72ZM91 142V141H90ZM103 142V141H102ZM107 142H110V141H107ZM118 142V141H117ZM117 142L114 144L115 146L117 145ZM210 142H211V145H212V140H210ZM222 142V141H221ZM238 142V141H237ZM236 142V143H237ZM17 143V142H16ZM111 143V142H110ZM109 143V144H110ZM112 143H114V142H112ZM217 143V142H216ZM217 143V144H218ZM234 142H232L231 144L230 143H228V144H230L231 146H232V148H233V146H234V144H233ZM240 143H242V142H240ZM36 144H37V142H36ZM44 144H45V142H44ZM43 144V145H44ZM72 144V143H71ZM105 144V143H104ZM213 144H214V142H213ZM224 144V143H223ZM233 144V145H232ZM238 144V143H237ZM246 144V143H245ZM30 145H32V144H30ZM48 145V144H47ZM51 145V144H50ZM55 145V144H54ZM83 145H86V144H83ZM88 145V144H87ZM86 145V146H87ZM114 145H113V150H115V148H117V146L114 148ZM240 145V144H239ZM27 146V145H26ZM34 146H35V144H34ZM41 146V145H40ZM39 146V147H40ZM49 146V145H48ZM58 146V145H57ZM64 146V145H63ZM68 146V145H67ZM107 146H110V145H107ZM209 146V145H208ZM227 147H229L228 148V151H229V149H232V148H230V146L229 145H226ZM22 147V146H21ZM43 147H45V146H43ZM43 147H41V148H43ZM53 147V146H52ZM59 147V146H58ZM85 147V146H84ZM84 147H82V148H84ZM111 147V146H110ZM109 147V148H110ZM236 147V146H235ZM234 147V148H235ZM238 147V146H237ZM240 147V146H239ZM246 147H247V145H246ZM245 147V148H246ZM23 148V147H22ZM36 148H37V145H36ZM46 148H47V146H46ZM55 148V147H54ZM67 148V147H66ZM86 148V147H85ZM84 148V149H85ZM99 148V147H98ZM248 148V147H247ZM246 148V149H247ZM57 149V148H56ZM72 149V148H71ZM77 149H78V147H77ZM111 149V148H110ZM211 149V148H210ZM215 149H216V147H215ZM214 149V150H215ZM224 149V148H223ZM227 149V148H226ZM226 149H224V150H226ZM33 150H34V148H33ZM39 150H40V148H39ZM43 150H45L44 148H43ZM53 150V149H52ZM64 150V149H63ZM67 150V149H66ZM106 150V149H105ZM113 150H111V151H113ZM116 150V151H117ZM206 150V149H205ZM212 150V149H211ZM219 150V149H218ZM224 150H222V152L224 151ZM232 150H234V149H232ZM239 150V149H238ZM249 150V149H248ZM49 151V150H48ZM47 151V152H48ZM58 151H60V150H58ZM81 151V150H80ZM116 151H114V153H116ZM221 151V150H220ZM227 151V152H228ZM246 151V150H245ZM35 152V151H34ZM56 152V151H55ZM64 152V151H63ZM62 152V153H63ZM72 152V151H71ZM85 152V151H84ZM213 152V151H212ZM235 152V151H234ZM234 152L232 151V153L234 154ZM39 153H40V151H39ZM45 153V152H44ZM54 153V152H53ZM52 153V154H53ZM81 153H83V152H81ZM113 153V152H112ZM221 153V152H220ZM230 153V152H229ZM231 153V154H232ZM246 153V152H245ZM251 153V152H250ZM34 154H37V155H39L38 153H34ZM48 154V153H47ZM117 154H120V152L119 153H117ZM209 154V153H208ZM207 154V155H208ZM211 154V153H210ZM33 156V163H34V168H33V170H31V177H30V179L28 180V183L29 182H31V181H34L33 179L35 178V176L34 175H37L36 174V172H37V166H39L40 164H38L37 165V162H38V156ZM49 155H51V153L49 154ZM74 155V154H73ZM78 155V154H77ZM101 155V154H100ZM99 155V156H100ZM239 155V154H238ZM67 156V155H66ZM83 156V155H82ZM81 156V157H82ZM179 156H181V155H179ZM234 156V155H233ZM257 156H256V158H257ZM264 156V155H263ZM50 157V156H49ZM58 156H56V158H57ZM62 157V156H61ZM68 157V156H67ZM111 157H112V155H111ZM115 157V156H114ZM211 157V156H210ZM247 157V156H246ZM253 157V156H252ZM259 157V156H258ZM29 158V157H28ZM42 158V157H41ZM73 158V157H72ZM78 158V157H77ZM214 158H215V156H214ZM230 158V157H229ZM229 158H227V160L229 159ZM250 158V157H249ZM263 158V157H262ZM46 159V158H45ZM243 159H245V158H243ZM254 159V158H253ZM253 159H252V161H253ZM257 159H261V158H257ZM59 159H57V161H58ZM60 160H61V158H60ZM63 160V159H62ZM113 160V159H112ZM166 160V159H165ZM179 160V159H178ZM213 160V159H212ZM231 160V159H230ZM240 160H241V158H240ZM41 161H43V159L41 160ZM49 161H51L50 160V158H49ZM173 161V160H172ZM186 161H188L189 162V160H186ZM223 161V160H222ZM226 161V160H225ZM238 161V160H237ZM30 162H31V160H30ZM54 162V161H53ZM55 162H56V160H55ZM191 162V161H190ZM232 162H233V160H232ZM244 162V161H243ZM260 162V161H259ZM258 162V163H259ZM261 162L263 163L264 162V160L262 159L261 160ZM260 162V163H261ZM28 163V162H27ZM33 163H32V165H33ZM60 163H61V161H60ZM63 163V162H62ZM172 163V162H171ZM204 163V164H203ZM218 163V162H217ZM220 163V162H219ZM226 163V162H225ZM224 163V164H225ZM235 163V162H234ZM261 163V164H262ZM31 164V163H30ZM42 164V163H41ZM101 164H103L102 162H101ZM184 164V163H183ZM182 164V165H183ZM191 164V163H190ZM208 164H209V161H208ZM207 164V165H208ZM227 167L228 166H232V165H234L233 163H231V161H228L227 163ZM225 164V165H226ZM251 164V163H250ZM264 164V163H263ZM263 164L262 165H260V167L258 166V164L256 165V167H257V169H256V175H257V172H258V180H261V179H259V177H260V175L261 174H263L262 172H264V171H262V170H264V166H263ZM36 165V166H35ZM51 164L49 163V166H50ZM117 165V164H116ZM133 165V166H134ZM237 165V164H236ZM238 165H239V163H238ZM252 165V164H251ZM254 165V164H253ZM252 165V166H253ZM49 166H48V168H49ZM62 166V165H61ZM67 166V165H66ZM124 166V165H123ZM193 166V165H192ZM191 166V167H192ZM213 166V165H212ZM211 166V167H212ZM241 166H243V165H241ZM28 167V166H27ZM40 167H43V166H40ZM51 167V166H50ZM101 167V166H100ZM117 167V166H116ZM189 167V166H188ZM215 167V166H214ZM217 167V166H216ZM222 167H224V166H222ZM226 167V166H225ZM224 167V168H225ZM230 167H229V171H231L230 170ZM240 167V166H239ZM238 167V168H239ZM255 167V166H254ZM55 168V167H54ZM59 168V167H58ZM169 168H170V166H169ZM174 168V167H173ZM237 168V166H236V169H238ZM25 169V168H24ZM28 169V168H27ZM42 170H43V168H41ZM70 169V168H69ZM171 169V168H170ZM189 169V168H188ZM219 169V168H218ZM221 169H223V168H221ZM226 169V168H225ZM223 169V171H225V173H226V171L228 170V169ZM235 169V168H234ZM240 169V168H239ZM251 169V168H250ZM29 170V169H28ZM155 170V171H154ZM166 170V169H165ZM182 170V169H181ZM220 170V169H219ZM49 171H51L50 169H49ZM53 171V170H52ZM58 171V170H57ZM61 171V170H60ZM62 171H63V169H62ZM65 171H66V169H65ZM125 171V170H124ZM163 171V170H162ZM173 171V170H172ZM223 171H221L222 172V174L221 175H223ZM232 171L234 172L235 170H233V167H232ZM231 171V172H232ZM252 171V170H251ZM261 171V172H260ZM23 172V171H22ZM24 172H26V171H24ZM38 172H42V171H40V169H39V171ZM55 172V171H54ZM135 172V171H134ZM171 172V171H170ZM181 172V171H180ZM195 172V171H194ZM228 172V171H227ZM261 174H260V173ZM70 173V172H69ZM74 173V172H73ZM120 173V172H119ZM160 173H162V175H159ZM165 174H169V172H164ZM179 173V172H178ZM196 173H197V170H196ZM200 173V172H199ZM214 173V172H213ZM22 174V173H21ZM66 174V173H65ZM187 174L188 173H186V171H183L182 172V176L183 177H186L187 179H189L188 178V176H187ZM216 174V173H215ZM232 174V173H231ZM237 174V173H236ZM235 174V175H236ZM24 175H26V174H24ZM40 175V174H39ZM68 175V174H67ZM67 175H65V176H67ZM71 175H72V173H71ZM101 175H103V174H100V176ZM106 175H108V174H106ZM193 175V174H192ZM197 175V174H196ZM199 175V174H198ZM230 175V174H229ZM264 175V174H263ZM262 175V176H263ZM69 176V175H68ZM74 176V175H73ZM93 176V175H92ZM104 176V175H103ZM143 176V175H142ZM237 176V175H236ZM252 176V175H251ZM22 177V176H21ZM20 177V178H21ZM24 177H27V176H24ZM23 177V178H24ZM43 177V176H42ZM51 177H53V176H51ZM57 177V176H56ZM64 177V176H63ZM72 177V176H71ZM70 177V178H71ZM95 177V176H94ZM106 177H108V176H106ZM156 177H153V178H156ZM205 177V176H204ZM222 177V176H221ZM246 177V176H245ZM249 177H250V175H249ZM254 177H255V175H254ZM33 178V179H32ZM38 178V177H37ZM62 179V177H59V179ZM75 178V177H74ZM98 178V180H99V182H100V180L102 181V179H103V177H102V179H100L99 178V176L97 177ZM109 178V177H108ZM160 178V177H159ZM158 178V179H159ZM163 178H165L164 180H165V182L167 181L168 182V180H166L167 179V176L165 175V177H163ZM171 178V177H170ZM174 178V177H173ZM208 178V177H207ZM216 178V177H215ZM227 178V177H226ZM230 178H232V176L231 177H229V179ZM236 178H238V177H236ZM262 178V177H261ZM25 179V178H24ZM52 179V178H51ZM56 179L57 178H55V181H56ZM109 179H111V178H109ZM124 179V178H123ZM149 179V178H148ZM161 180H162V178H160ZM186 179V180H187ZM223 179H225V177H222L221 178V180L220 181H222ZM21 180V179H20ZM23 180V179H22ZM53 180V179H52ZM69 180H73V179H69ZM85 180V179H84ZM95 180H96V178H95ZM104 180V179H103ZM170 180V179H169ZM175 180V179H174ZM211 180V179H210ZM217 180V179H216ZM219 180V179H218ZM250 180V179H249ZM24 181V180H23ZM90 181V180H89ZM113 181V180H112ZM111 181V182H112ZM118 181V180H117ZM127 181V180H126ZM200 181H201V179H200ZM205 181V180H204ZM219 181V182H220ZM225 181V180H224ZM224 181H222V182H224ZM234 181H236V180H234ZM252 181H254L253 179H252ZM19 182V181H18ZM35 182V181H34ZM34 182L32 183L31 182V184L33 185L34 184ZM71 182H73V181H71ZM88 182V181H87ZM96 182H97V180H96ZM98 182V183H99ZM108 182H109V180H108ZM134 182V181H133ZM153 182H154V180H153ZM164 182V181H163ZM166 182V184H168V183H170V182H168L167 183ZM177 182V181H176ZM188 182H190L191 184H192V187H194V190H195V194H193V195H191V196H186L185 198H184V201H183V203H182V205H180V206H178L177 208H174V209H171L172 207H168L167 206V209H165V211H161V209L163 208L162 207V202H159V204L160 205H158V202L157 201H159L158 199L156 200V198H157V196H156V198H155V200H156V204L155 203H153L152 204V208L156 211L157 210V212H158V210H159V206H161L162 208H160V211L162 212V214L164 215L163 216V220H166L167 221V226H168V222L171 224H169L170 226H173V228L175 229V231L173 232V233H169V232H167V236H171V235H168V233L169 234H172V236L171 237H169L168 239L170 240V238H172V243L170 242V244H168V243H166L167 241H165L164 242V244L166 243V245H165V248H164V250H163V257L165 256L166 258H168L167 259V261L168 260H171V259H169V258H176L177 260H178V263L179 264H198L199 262L198 261H201L200 259H202V258H206V257H209L210 255H212V254H210V253H212L213 251H214V249H215V245L217 244V242L216 241H219V240H221L222 242H223V238L222 237H224L223 236V234H226L227 235V237L229 238V242L230 243H232V245H233V257H231V255H230V257L232 258V260L230 261V259H228L229 257L227 256L225 259L226 260H229V261H226V263L225 264H244L243 262H244V259H245V257H246V254L247 253H249V252H251V245H250V247H248V246H245L244 245V242H243V236H242V232L243 231H245L244 230V228L243 227H240L238 224L239 223H237V221L235 220V216L233 217L232 215H231V209H230V206H229V202H227L228 200H226L225 199V197L223 196V192H222V190H224V188L222 189L221 187H220V183H219V185H217V184H215V183H212V185L213 186H209V185H207V186H201V185H198L197 184V182H196V180H191V179H189V181ZM216 182V181H215ZM259 182V181H258ZM23 183V182H22ZM54 183V182H53ZM78 183H80V182H78ZM98 183H96L95 185H97ZM125 183H127V182H125ZM189 183V184H190ZM211 183V182H210ZM31 184H29V185H31ZM102 184H103V182H102ZM101 184V185H102ZM110 184V183H109ZM117 184V183H116ZM131 184V183H130ZM153 184V183H152ZM163 184V183H162ZM187 184V183H186ZM190 184V185H191ZM208 184V183H207ZM255 184V182L252 184V185H254ZM259 184V183H258ZM39 185V184H38ZM37 185V186H38ZM56 185V184H55ZM123 185V184H122ZM171 185H172V182H171ZM223 185V187H225V190H227V186H224L225 184H222ZM230 184H228V186H229ZM9 186V185H8ZM12 186V185H11ZM16 186V185H15ZM91 186H93V185H91ZM111 186H113V185H111ZM158 186V185H157ZM176 185L173 183V187H175ZM214 186H216V187H214ZM232 186V185H231ZM258 186V185H257ZM14 187V186H13ZM22 187V186H21ZM29 187V186H28ZM33 187V186H32ZM56 187V186H55ZM87 187V186H86ZM95 187H97V186H95ZM121 187V186H120ZM125 187V186H124ZM155 187V186H154ZM182 187V186H181ZM254 187H256L255 185H254ZM26 188H27V186H26ZM38 188V187H37ZM58 188V187H57ZM88 188V187H87ZM99 188V187H98ZM103 188V187H102ZM168 188V187H167ZM178 188V187H177ZM258 188V187H257ZM23 189V188H22ZM30 189H31V187H30ZM83 189V188H82ZM92 189V188H91ZM100 189V188H99ZM98 189V190H99ZM174 189V188H173ZM179 189V188H178ZM251 189V188H250ZM25 190V189H24ZM28 190V189H27ZM88 190V189H87ZM90 190V189H89ZM102 190V189H101ZM112 190V189H111ZM123 190V189H122ZM155 190V189H154ZM157 190V189H156ZM163 190V189H162ZM174 190H176V187H175V189ZM194 190H192V191H194ZM254 190V189H253ZM10 191H12V190H10ZM18 191V190H17ZM23 191V190H22ZM34 191V190H33ZM84 191V190H83ZM168 191V190H167ZM231 191V190H230ZM252 191V190H251ZM257 191V190H256ZM16 192V191H15ZM110 192V191H109ZM113 192V191H112ZM117 192V191H116ZM115 192V193H116ZM127 192V191H126ZM131 192V191H130ZM152 192V191H151ZM159 192H160V190H159ZM163 192V191H162ZM169 192H171V191H169ZM168 192V193H169ZM224 192H226V191H224ZM263 192H264V190H263ZM4 193V192H3ZM3 193H2V195H3ZM11 193V192H10ZM23 193V192H22ZM22 193H21V195H22ZM25 193V192H24ZM82 193H84V192H82ZM87 193V192H86ZM111 193V192H110ZM118 193V192H117ZM139 193V192H138ZM141 193V192H140ZM158 193V192H157ZM184 194H185V192H183ZM233 193V192H232ZM255 192H253V194H254ZM97 194H99V193H97ZM103 194V193H102ZM113 194H114V192H113ZM130 194V193H129ZM184 194H182V195H184ZM187 194V193H186ZM226 194H228L227 192L224 194V195H226ZM230 194V193H229ZM260 194V193H259ZM11 195V194H10ZM86 195V194H85ZM85 195H83L84 197H85ZM121 195V194H120ZM141 195H143V194H141ZM158 195V194H157ZM34 196V195H33ZM82 196V197H83ZM87 196V195H86ZM115 196V195H114ZM133 196V195H132ZM135 196V195H134ZM138 196V195H137ZM144 196V195H143ZM150 196H152V195H150ZM231 197L233 196V195H230ZM256 196V195H255ZM18 197H21V196H18ZM28 197V196H27ZM84 197H83V199H84ZM104 197V196H103ZM110 197V196H109ZM146 197V196H145ZM154 197V196H153ZM160 197H162V196H160ZM159 197V198H160ZM180 197H181V195H180ZM251 198H252V195L250 196ZM254 197V196H253ZM261 197V196H260ZM2 198H4V197H2ZM1 198V199H2ZM17 198V197H16ZM88 198V197H87ZM101 198V197H100ZM146 198H148V197H146ZM169 198H170V196H169ZM227 198H228V196H227ZM13 199V198H12ZM22 199V198H21ZM28 199V198H27ZM130 199L132 200V198L130 197ZM151 199V198H150ZM162 199V198H161ZM160 199V200H161ZM167 199H168V196H167ZM166 199V200H167ZM176 199V198H175ZM239 199V198H238ZM244 199V198H243ZM258 199V198H257ZM89 200V199H88ZM88 200H87V202H88ZM92 200V199H91ZM97 200V199H96ZM109 200V199H108ZM170 200V199H169ZM174 200V199H173ZM172 200V203L171 204H173V202L175 201H173ZM254 200H255V198H254ZM16 201V200H15ZM98 201H100V199L98 200ZM133 201V200H132ZM168 201V200H167ZM181 201V200H180ZM179 201V202H180ZM251 201H253V200H250V202ZM86 202V201H85ZM182 202V201H181ZM234 202V201H233ZM254 202V201H253ZM257 202V201H256ZM21 203V202H20ZM134 203V202H133ZM145 203V202H144ZM231 203V202H230ZM262 203V202H261ZM139 204H140V202H139ZM179 204V203H178ZM250 204H252V203H250ZM255 204H257V203H255ZM86 205V204H85ZM84 205V206H85ZM93 205V204H92ZM166 205V204H165ZM253 205V204H252ZM94 206V205H93ZM141 206V205H140ZM171 206V205H170ZM255 206V205H254ZM258 206V205H257ZM174 207H175V203H174ZM93 208V207H92ZM95 208H97L96 206H95ZM151 208V207H150ZM238 208V207H237ZM250 208V207H249ZM146 209V208H145ZM164 209V208H163ZM162 209V210H163ZM257 209V208H256ZM255 209V210H256ZM236 210V209H235ZM254 210V211H255ZM264 210V209H263ZM159 211V212H160ZM258 211H259V209H258ZM234 212V211H233ZM235 213V212H234ZM237 213V212H236ZM250 213H251V211H250ZM161 214V215H162ZM233 214V213H232ZM249 214V213H248ZM261 214V213H260ZM238 215V214H237ZM257 215H259V214H257ZM263 216V215H262ZM261 216V217H262ZM158 217V216H157ZM253 217V216H252ZM159 218V217H158ZM157 218V219H158ZM241 218V217H240ZM247 218V217H246ZM251 218V217H250ZM254 218H257V217H254ZM253 219V218H252ZM159 220V219H158ZM239 220V219H238ZM248 220V219H247ZM258 221H259V219H258ZM261 221V220H260ZM159 222H160V220H159ZM164 222V221H163ZM244 222H246V221H244ZM263 224H261V225H258V227H260V228H263L264 229V216H263ZM255 223V222H254ZM260 223V222H259ZM253 227H254V225H253ZM160 228V227H159ZM171 228V227H170ZM256 228V227H255ZM163 230V229H162ZM169 230V229H168ZM173 230V229H172ZM258 235V234H257ZM257 235H254L253 234V236H257ZM264 236V230L263 231H261V232H259V235L258 236ZM165 236V235H164ZM249 236H252V235H249ZM42 238V237H41ZM155 238V237H154ZM164 238V237H163ZM225 238V237H224ZM250 238V237H249ZM256 238V237H255ZM165 239V238H164ZM163 239V240H164ZM161 240H162V238H161ZM163 240L161 241V242H163ZM166 240H167V238H166ZM42 241H44V240H42ZM49 241V240H48ZM152 241H154V240H152ZM157 241V240H156ZM171 241V240H170ZM221 241H219L218 243H220ZM247 241H249V240H247ZM247 241H245V242H247ZM251 241V240H250ZM260 241V240H259ZM264 241V240H263ZM54 242V241H53ZM169 242V241H168ZM255 242H256V239H255ZM39 243V242H38ZM44 243V242H43ZM43 243H41V244H43ZM159 243V242H158ZM216 243V244H215ZM229 243V246H231V244ZM248 244H249V242H247ZM254 243V242H253ZM258 243V242H257ZM257 243H255V244H257ZM261 243V242H260ZM34 244V243H33ZM160 244H162V243H160ZM159 244V245H160ZM212 244H214V246H213V248H212V250L213 251H211L210 253H208L207 254V252L206 253H202V254H200L202 251H204V249L205 248H207L208 246H210V245H212ZM228 244V243H227ZM155 245H158V244H155ZM163 245V244H162ZM162 245H160V246H162ZM222 245L223 244H221L220 246L222 247ZM247 245V244H246ZM36 246V245H35ZM46 246V245H45ZM259 246H261V245H259ZM263 246V245H262ZM44 247V246H43ZM56 247V246H55ZM152 247H154V246H152L151 245V248ZM156 248H157V246H155ZM154 247V248H155ZM225 247H227V249H230V248H228V245L226 246L225 245ZM232 247V246H231ZM255 247V246H254ZM254 247H253V249H254ZM36 248V247H35ZM35 248H33V249H35ZM48 248V247H47ZM52 248V247H51ZM148 249V247H145V249ZM151 248H149L148 250H146L147 252L148 251H152V249ZM153 248V249H154ZM159 248V247H158ZM163 247H161V248H159V250H158V252L160 251V249H162ZM210 248V249H211ZM262 248V247H261ZM37 249V248H36ZM35 249V250H36ZM53 249V248H52ZM207 249H209V248H207ZM207 249H206V251H207ZM217 249V248H216ZM227 249H225V250H227ZM155 250V249H154ZM255 250V249H254ZM53 250H51V252H52ZM150 251V252H151ZM162 251V250H161ZM215 251H217L218 253H223L224 252V250L223 251H221V252H219L220 250L218 249V250H215ZM229 251V250H228ZM50 252V251H49ZM50 252V253H51ZM143 252V251H142ZM147 252H146V255H147ZM200 252V253H199ZM209 252V251H208ZM254 252V251H253ZM152 253H155V254H152L153 256L154 255H157L156 254V252H154V251H152ZM161 253V254H162ZM195 253H198V254H200V257H198V258H196L195 259V257H194V259H193V255L195 254ZM216 253V252H215ZM226 253V252H225ZM228 253V252H227ZM232 253V252H231ZM263 253V252H262ZM40 254V253H39ZM38 254V255H39ZM249 254H251V253H249ZM48 255V254H47ZM160 255V254H159ZM225 255V254H224ZM223 255V256H224ZM260 255V254H259ZM40 256H41V254H40ZM45 256V255H44ZM150 256V255H149ZM152 256V257H153ZM222 255L220 254V257H221ZM248 256V255H247ZM253 256V255H252ZM155 257V256H154ZM211 257H214L213 255L211 256ZM211 257H209L210 259H212ZM219 257V258H220ZM49 258V257H48ZM157 258H159V257H157ZM162 258V257H161ZM224 258V257H223ZM251 259H253L252 257H250ZM94 259V258H93ZM154 259V258H153ZM163 259V258H162ZM176 259H175V261H176ZM214 259V258H213ZM221 259H222V257H221ZM15 260V259H14ZM19 260V259H18ZM174 260V259H173ZM203 260V259H202ZM206 260V259H205ZM217 260V259H216ZM258 260L259 259H257V262H258ZM20 261V260H19ZM95 261V260H94ZM155 261V260H154ZM160 261V260H159ZM161 261H163V260H161ZM165 261V260H164ZM224 261V260H223ZM248 261V260H247ZM97 262V261H96ZM100 262V261H99ZM166 262V261H165ZM246 262V261H245ZM257 262H255V263H257ZM86 263V262H85ZM172 263V262H171ZM223 263V262H222ZM222 263H220V264H222ZM261 263V262H260ZM93 264H95V262L93 263ZM97 264V263H96ZM172 264H174V263H172ZM209 264V263H208ZM224 264V263H223Z\"/></svg>",
	"mask_w": 264,
	"mask_h": 264
}]
</instances>
